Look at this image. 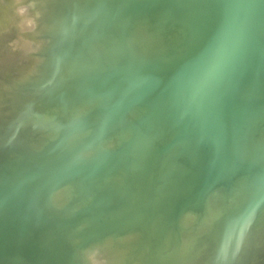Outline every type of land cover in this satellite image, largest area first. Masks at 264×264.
Wrapping results in <instances>:
<instances>
[{
	"label": "bare ground",
	"instance_id": "1",
	"mask_svg": "<svg viewBox=\"0 0 264 264\" xmlns=\"http://www.w3.org/2000/svg\"><path fill=\"white\" fill-rule=\"evenodd\" d=\"M51 2H53V0H50ZM49 1V2H50ZM57 1V0H56ZM62 0H60V2H61ZM84 1V0H83ZM96 1H98V2H96ZM96 1H94V0H92L91 2H88L87 4H86V8H87V19H86V17L85 18H83V15H82V18H81V16H80V18H78L79 20L80 19H86V21L84 22L83 20V22H84V25L82 26V30H84V32L86 31V34H84L85 35V37L82 39V38H80L82 41H84V43L86 44V46H87V43H89L90 42V44L92 43V44H94V45H96V44H106L107 42H105V40H106V37L108 36V31H110L109 29H110V26H111V24H110V22H112L113 21V23H115V20L116 19H118L117 17L120 15V14H116L117 13V10L119 9V6L121 5V3L124 1V0H96ZM128 1H130V0H128ZM127 1V2H128ZM137 1V0H136ZM139 1V0H138ZM142 2H143V0H141ZM140 1V2H141ZM147 1V0H146ZM152 1V0H151ZM150 1V3H152ZM155 1H157V0H155ZM170 0H165V3H168ZM171 1H174V0H171ZM81 2H82V0H81ZM127 2H123V4L125 3H127ZM160 2V1H159ZM209 2H214V3H224L225 4V6L227 5V6H231V7H233V8H239L240 7V10H241V7H243L242 8V13L241 14H234L235 16H234V18L235 19H233V20H236L235 21V26H236V28L234 27L233 29H235V30H233L232 28H231V32H229L228 31V29H227V31H226V29H225V25H224V29L222 28V27H220V28H222L223 30H225V32H223V30H221L220 28V30H218V32L217 31H215V32H212V31H210L209 30V28L207 27V25H205L201 20H200V17L202 16V14H203V12H204V10H205V8H206V4L207 3H209ZM67 3V2H66ZM84 3V2H83ZM102 3V4H101ZM128 3H130V2H128ZM134 3V2H133ZM133 3H132V5H133ZM149 3V2H148ZM148 3H146V2H144L143 4L142 3H140V4H138V5H136L135 4V8H138V9H142L143 7H145V6H147L146 4H148ZM149 3V4H150ZM157 3V2H156ZM162 3V2H161ZM47 4V3H46ZM64 4H65V0H64ZM63 4V5H64ZM101 4V5H100ZM123 4H122V6H123ZM125 4H124V6H125ZM131 4V3H130ZM152 4H154V3H152ZM175 4V3H174ZM178 5H176L178 8H179V14H180V16H182L183 18H184V23L183 24H185L187 27H185L187 30H189V34L188 35H190V38L191 39H189L190 40V43H192V44H190L191 46H193L192 47V49L191 50H189V51H187V53H186V48H184L183 47V45H184V40H183V38L180 36V39L179 40H176L175 42H173V43H169V40H167L168 41V43H166L165 41H166V39H165V41H162V39H161V41L158 43V41H156V44L158 43L159 45H156V44H154V47H156L157 46V48H154V51L152 50L153 49V47H152V49H150V50H152L151 52L149 51V49H148V45L151 43V40L153 39V38H158V39H160L159 38V35L161 34V33H159V35L158 36H156L157 34H158V32L157 31H155V32H153L155 29H151L152 30V32H151V30H149V32L148 33H150V35H147L148 33L146 32V35H144V37H146V38H144V39H137V40H141V42L144 44V46H145V49H143V45H140V46H142V52L140 53V56H141V59L142 60H139L138 62H136V65H130V66H128L127 64L126 65H124V66H121L120 68H118L117 70H112L113 68H115L116 66H118L120 63H122L121 61H122V59H121V61L119 60H117V65H115V67L114 66H111L112 68H110L107 72H106V70L103 72L104 73V76H101L100 78L98 77V79H97V76H98V74L99 73H97V72H95L94 71V67H96V66H94L92 69H93V71H91L92 69H90V71H91V73L88 75L87 73L86 74H83V75H85V76H89L90 78H88L89 79V81L90 80H97V82H99V84L101 83L103 86V88H105L106 90H113V92H110V91H107L108 93H104L106 96V100L107 101H105V98H103V100H102V95H104L103 94V88L102 89H100V90H102L103 92H101V95L100 94H97L98 93V91H99V89H98V91H97V93H96V91L94 92V93H96V96L98 95L99 96V98H97L96 99V101H98V99H100V97H101V100H99L97 103H99V104H97V106H96V103L94 102L95 100L92 98V100H94L93 102H94V105L95 106H92V103L89 105L88 103L89 102H87V100L88 101H91V99L89 100V99H87L86 100V105L88 104V106H91V108L90 107H88V109H87V106H85V108L89 111V110H97L95 107H97L98 108V110L100 109V107L102 106L103 108L102 109H108V108H104V106L106 105V103L105 102H108L107 104H109V105H107V106H109V111L110 112H113V111H115L116 110V108L119 106L118 104H121V106L124 104V103H126L127 101H129L130 99H133V98H138V97H140V98H142V97H144V95L148 92H150V91H154L155 93H153V94H155V95H161V96H163V97H157V96H155L154 95V97H157V98H155V99H153L152 101H151V103L153 104V106L154 107H162V108H164V109H166V108H168V111H166V114H167V116H169L171 119H173V120H175V122L177 123V124H179V125H181V127L178 129V131L176 130V132H175V135L174 136H176V137H174L175 139H173V141L174 140H176L177 142L179 141L181 144V148L183 147V153L184 154H186L187 156H189L188 158H192L193 160H194V162H195V164H193L192 163V165L189 163V161H187L188 162V166H186L187 165V162H186V164L184 163V160L182 159L183 158V156L182 155H180V154H182V152L179 150V151H177L176 150V148H177V146L178 147H180V145H175L174 143H176L175 141L173 142V145L174 146H176L175 148H173L172 146V142L171 143H168V144H170V145H166L165 143L164 144H161L162 142H164L163 140H162V142L159 144V143H157V140H161V136H163L164 134H168V133H166L167 131H168V127H169V125L167 124L166 125V123L164 122H161V123H156L157 125H156V128L155 129H153L154 128V126H155V124H154V122H153V124H152V122H151V124L152 125H154L153 127H151V129H152V131H154L153 133L151 132V130H146L147 129V125L146 124H149V120L148 121H146L145 123H144V119H141L142 121H138L137 119H140L139 117L141 116H143V115H141L142 113L141 112H138V113H141L140 114V116H138L137 115V112L136 113H134V111H137L135 108V110L133 111V106L134 105H131L130 107H132V108H129L128 107V109H129V111H133V113L134 114H136L137 116H138V118L135 116V115H133V113L131 114V113H129V114H126V116H128V117H130L129 115H133V117L135 116V118L134 119H136V120H134L133 119V117L131 118L132 119V122H134V121H137V122H141V123H137V122H135V123H137V124H139L138 126L140 127V129L142 128V126H144V125H146L145 127H146V131H147V133H145V132H142V131H140V130H138V131H140V133L142 132V133H145V135H137L136 136V138H135V136H134V140H133V135H135L136 134V132H135V134H132V137H131V134H129V133H131V130H132V128L134 129V127H133V125H132V128L130 129V127H129V129H128V127L126 128L125 126H126V124L124 123L123 124V127L122 128H119V127H121L122 125V121H124V120H126V122H127V120H129V119H127L128 117H126V116H123V120L121 121V119H119V118H121V117H119L118 116V119L116 118V117H113V118H116L117 119V121L119 122V127H117V128H119L120 130H119V132L121 131V133L125 130V128H126V130H125V134H127V132H128V134L127 135H129L130 137H131V140H132V143H131V140H129V138H128V141H130L129 142V144H124V143H126L127 141H125V139H123V136H121V138L122 139H120V137L118 138V134H116V136L117 137H115V138H113L112 139V137L115 135V133L113 134L112 133V131L110 130V129H114L113 131H117L118 132V130H116L114 127H116L115 125L114 126H112V124L111 125H109L108 123V121H111L112 122V117H111V115L113 114V113H111V115H108V110L106 111V112H108L107 113V117H110V119L111 120H106L107 119V117L105 116L106 115V113L104 114V110H102V109H100V110H102L103 111V113H101V112H99V111H96V116H97V112H99V113H101V114H104V116H102V118L104 119V120H101V124L99 123L100 122V119H102V118H96V119H98L99 120V124L98 125H102L103 126V122L102 121H104V125L107 123L109 126H106L105 128H107V127H109V128H107L108 130H106V129H102V131L101 132H103L104 130H106V131H111V132H107V136L108 135H110V134H108V133H112L113 134V136L110 138L109 136H108V138H110V139H105V138H107L106 137V135H104V139H105V142L103 143V146H104V148L102 147L101 149H106V156H107V158H106V156H105V158H104V154L102 155L103 156V158H104V160L102 159V157L100 156V152L99 153H97L98 151H100L101 149H100V147L98 146V149L96 150L95 148H96V146H97V144L96 143H98V145L99 144H102V143H99V141L97 142H95V139H97L98 137L101 139V132H100V129L102 128V127H99L98 129H99V133H96V129H97V127H96V125L94 126L93 125V127H96V128H94V131L95 132H93L92 131V134H93V136L95 137L96 135H99V136H96V138L94 139V138H92V134H91V136H87V135H85V134H88L89 135V133H91V132H89V133H84V131H86L87 130V132H88V129L90 128L89 126V128H87V127H85V129H84V126H87V125H82L81 126V120L80 119H78V120H76V118H75V116H74V114L72 115V114H70L71 116H74V118H75V120H73V118H71V116H69L68 115V117L65 119V122H62V123H64L63 125H68L69 124V127H71V125H73L71 122H70V118H71V121H74V122H76V121H79L78 123H76V126L79 124V126H78V128H76V129H79V127H83V135L86 137H84V136H82V133L80 134L82 137H83V139L84 140H79V142H78V144L80 143V145H76V143H74L73 142V138L72 137H74V135L75 134H77L78 132H82V130H78V132H73L74 133V135L73 136H69V138H71L72 140H70L68 137H67V134L68 133H71L72 134V132H71V128L69 129H67V127H63V126H61V125H59L60 127H62V128H66V130H70V131H68V132H66V130L65 129H63V130H61V132H59V133H62V134H64V132H66L67 134H65V135H63L65 138H63V139H65V140H62V139H60L59 140V138L60 137H63L62 135L59 137L58 135V140L60 141V143H61V141L63 142L64 141V143H62V145L63 144H65V141H67V139H69V141H67V142H70V141H72V142H70L69 144L68 143H66L65 145H64V147L66 146V145H68V147L70 146V144L72 145V147L74 146V145H76L77 147L75 148V149H73L72 147H71V149H73L72 151H71V149L69 150V148L66 146V149H68L69 150V152L71 151V152H74V153H69L66 149V152H64V147H63V151H62V147L59 149V146H58V144H56V142H57V138H56V142H54L55 141V139H54V137H52L47 143H45V145L41 148V149H32V144H34V143H36L37 142V137H34V142L33 141H31V142H24L23 140H21V141H23L22 143H21V141L19 140L18 142L20 143H18L17 141H16V143H14L15 141H13V142H11L9 139H8V137H5V135L3 134H1L0 136V264H101V263H99L100 261L97 259L98 257V255H100L99 253L96 255V257H95V259H96V261L95 260H93L94 259V256H92V257H90L89 255L91 254H88L89 252H88V250H85V249H83L85 246H83V248H79V250H77V253L75 252V247H77L78 245H79V243L77 244L76 242V244L74 243V244H71V240L70 239H68V238H70V236H73L72 234H74L73 233V231H71V228L69 227V229H70V231H68L69 229H67V231L70 233V232H72V234L70 235L69 234V236H68V238H65V236H64V232L63 233H59V229H57V227H55V224H56V222H55V224H54V227L55 228H53V227H48V226H51V224L53 225V223L51 222L50 223V225H49V218H48V220H47V223H46V219H47V217L45 216V215H43L44 213H45V210L44 209H47L48 208V211L46 212V214L48 215V216H54L55 217V215L58 217L59 215L58 214H56V213H58L59 212V214L61 215L62 213L64 214V212L66 213L67 211H65L66 209H64V207H65V201H68V200H72V198H77V195H79V194H77V191L78 192H80V190L81 189H79V188H77V187H80L83 183H84V180L82 181L83 183H80L79 184V182H81L80 181V179L82 178L81 177V174L82 175H86L84 178H87V180L88 179H92V186L95 188V186H96V183H98L97 185H102V187L103 188H107L108 190H111V191H115V194H116V191H119L120 192V195L122 196L123 194H121L122 193V191L121 190H123L124 191V189L126 190L127 188H128V190L131 192V193H133V195L134 196H132V197H134V198H131V200H133V201H131V202H129V203H133L134 204V207H138L139 209L140 208H142L143 209V211L145 210L146 211V209H148L149 207H151V206H149L150 205V203H151V201H153V200H155V201H158V204H159V202H160V209H158V207L159 206H155L154 207V203L152 204L153 205V207H151L150 209L152 210V211H154L155 209H158L159 211L162 209V211L164 212V213H166V220H167V217L168 218H170L171 216H174V214H176V213H178V211L182 208V207H180L181 206V204L183 205V206H185L184 205V203H186V202H189L190 204H187V206H188V208H187V210H185L186 208H183V211L181 212V213H179L180 214V217L177 219V217L175 218L176 219V221L177 220H179V223H178V226L176 225V228L178 227L179 229L181 228V230H179V229H176V231L177 230H179V231H183L184 230V232H185V234H187L186 232H187V228L189 227V226H193V229H194V227L195 226H200L199 225V223L198 222H200L199 220H198V218L196 219V217L194 216V215H196V214H200L201 212H203L201 209H199L200 207L198 206V205H200L201 204V202H198V199L199 198H197V201H196V198L194 199L195 201H193V203L194 204H191L192 202H190V201H186L187 200V198H188V200H189V196H190V194H191V192H192V183L193 182H196V181H199L200 179H204V178H206L208 175H212V177H213V175H217V170L222 166V164H223V160H221V159H219L218 157H216V156H213L211 153H212V151H215L216 149H217V145H216V143H214V142H209V141H207V140H205V139H203L202 137H200L198 134H197V132H196V127H198V126H202V125H204V123L206 122V121H208V122H206L207 124L209 123V125H210V122H211V120H210V118L207 120L206 119V116L207 115H209L210 113L209 112H207L206 110H208V108L209 109H211L212 108V111L211 110H209V111H211V114L212 113H215V112H217V111H214V109H216V108H218V107H221V106H227L228 104H229V102L231 101V100H233V99H238V100H244V101H250V100H255L256 101V99H263L264 100V0H181V2L179 1V3H177ZM50 5H51V3H50ZM53 5V4H52ZM51 5V6H52ZM54 5H56V4H54ZM53 5V6H54ZM61 5H62V3H61ZM66 5V4H65ZM162 5V4H161ZM167 5V4H166ZM165 5V6H166ZM81 6V5H80ZM151 6V5H150ZM149 6V7H150ZM155 6V4L152 6V7H154ZM167 6H169V5H167ZM164 7V8H167L168 9V7ZM175 6V5H174ZM57 7L58 6H56V9H57ZM65 7H67V5L65 6ZM131 7V5L129 6V8ZM149 7H147V8H149ZM156 7V6H155ZM154 7V8H155ZM170 7V6H169ZM171 7H173V5H171ZM169 8L170 10H173V8H174V10H176L175 9V7H173V8ZM53 8V7H52ZM75 8H76V5H75ZM80 8V7H79ZM124 8V7H123ZM134 8V6H133V8H131V9H135ZM158 8V7H157ZM156 8V9H157ZM161 8H162V6H161ZM216 8V7H215ZM50 9V8H49ZM55 9V10H56ZM61 9V8H60ZM63 9V8H62ZM69 9H71V7L69 8ZM68 9V10H69ZM73 9V8H72ZM127 9V8H126ZM55 10L53 9V12H55ZM57 10H59V9H57ZM81 10V9H80ZM83 10V9H82ZM130 10V9H129ZM135 10H137V9H135ZM146 10V9H145ZM152 10V9H151ZM154 11H155V9H153ZM159 10V9H158ZM163 10V9H162ZM173 10V11H174ZM234 11L236 10V9H233ZM232 10V11H233ZM239 9L238 10H236V11H240ZM84 11V10H83ZM82 11V12H83ZM123 11V10H122ZM131 11V10H130ZM140 11V10H139ZM142 11H144V8H143V10H141V12ZM177 11V10H176ZM175 11V13H177ZM233 11V12H234ZM235 11V12H236ZM69 13H70V10L68 11ZM84 12H86V11H84ZM119 12H120V9H119ZM124 12V11H123ZM126 12V11H125ZM128 12V11H127ZM126 12V13H127ZM137 11H134L133 13L135 14ZM147 12H149L150 13V10L149 11H147ZM146 12V13H147ZM155 12H158V11H155ZM164 12H168L167 10H165ZM163 12V13H164ZM220 12V11H219ZM226 12V11H225ZM232 12V13H233ZM46 13V12H45ZM60 13V10H59V12H58V14ZM65 13V12H64ZM72 13V12H71ZM129 13V12H128ZM127 13V14H128ZM159 13V12H158ZM157 13V15L159 16V14ZM165 13V16L164 17H167V14L169 15V13H167L166 14ZM174 13V14H175ZM52 14H54V13H52ZM56 14H57V11H56ZM57 14V15H58ZM61 14V13H60ZM59 14V15H60ZM122 14V13H121ZM125 15V16H127V18H130V17H132L131 15L128 17V15ZM138 14V13H137ZM51 15V14H50ZM64 15V14H63ZM74 15V14H73ZM81 15V14H80ZM118 15V16H117ZM124 15V14H123ZM148 15V14H147ZM154 15H156V13L154 14ZM162 15H160L159 17H157V18H160L161 17V19H162ZM209 15V14H208ZM229 15V14H228ZM227 15V16H228ZM230 15H231V13H230ZM233 15V14H232ZM231 15V16H232ZM62 16V15H61ZM75 16H77V14L76 15H74L73 17L72 16H70V18L72 17V19L74 20V19H76V17ZM218 16L220 17V14L218 13ZM217 15H216V17H218ZM222 16H223V14H222ZM221 16V17H222ZM230 16V17H231ZM56 19L58 18V17H56V15L54 16ZM60 17V16H59ZM75 17V18H74ZM79 17V16H78ZM229 17V16H228ZM66 18H68V16L66 17ZM123 18H126V17H124L123 16ZM123 18H121L122 20H123ZM126 18V19H127ZM155 18V17H154ZM157 18L155 19V20H157ZM180 18V17H179ZM210 18H211V16H210ZM212 18H214V17H212ZM119 19H120V17H119ZM141 19V18H140ZM164 19H166L167 21V24H163L165 27H166V25H168V23H169V19H167V18H164ZM178 19V18H177ZM225 19H226V21H227V19L228 20H230L229 22L230 23H232V20H231V18L229 19V18H227V17H225ZM51 20V19H50ZM71 20V19H70ZM112 20V21H111ZM137 20H138V18H137ZM137 20H135V21H137ZM163 20V19H162ZM179 20V19H178ZM215 20H216V18H215ZM53 21V20H52ZM69 21V20H68ZM78 21V20H77ZM81 21V23H83ZM119 21V20H118ZM143 21V20H142ZM141 21V22H142ZM160 21V20H159ZM180 21V20H179ZM178 21V22H179ZM223 21H224V19H223ZM49 22V21H48ZM54 22V21H53ZM59 22V21H58ZM57 22V23H58ZM80 22V21H79ZM120 22V21H119ZM123 22V21H122ZM132 22V21H131ZM140 22V21H139ZM154 22H158V20L157 21H154ZM164 22V20L162 21V23ZM165 22V23H166ZM182 22V21H181ZM180 22V23H181ZM234 22V21H233ZM236 22H237V24H236ZM61 23H62V21H61ZM63 23L65 24V22L63 21ZM62 23V25H64ZM66 23H68V22H66ZM116 23H118V22H116ZM129 24H131L132 25V23H130V21L128 22ZM160 23H161V21H160ZM159 22H158V25L156 24L155 26H153V27H156L157 29L159 28L160 29V27H161V24H160ZM180 23H178V25L180 24ZM225 23V22H224ZM228 23V22H227ZM226 23V26H229L230 27V25H233L234 23H232V24H230V25H228ZM119 24V23H118ZM138 24V26H136V27H142L141 26V24L140 23H137ZM182 24V25H183ZM79 25V24H78ZM120 25H122V26H124V24L122 23L121 24V22H120ZM154 25V24H153ZM163 25H162V27H163ZM170 25V24H169ZM168 25V26H169ZM177 25V26H178ZM181 25V24H180ZM181 25V26H182ZM184 25V26H185ZM222 25H223V23H222ZM50 26V25H49ZM48 26V27H49ZM60 26V25H59ZM70 26H72V25H70ZM126 23H125V26L123 27V31H124V28H126ZM184 26H182V27H179V28H184ZM209 26H210V24H209ZM234 26V25H233ZM131 27V26H130ZM134 27V26H133ZM145 27V26H144ZM211 27V26H210ZM228 27V28H229ZM80 29H81V27H79ZM116 28V27H115ZM122 28V27H121ZM135 28V27H134ZM137 28V29H138ZM150 28V27H149ZM184 28V29H185ZM227 28V27H226ZM48 29V28H47ZM50 29V28H49ZM143 28H141V30H142ZM166 29V28H165ZM170 29V28H169ZM186 29H185V31H186ZM59 30H60V27H59ZM67 30V29H66ZM140 30V29H139ZM146 30H148V29H144V31H146ZM168 30V29H167ZM173 30V29H172ZM233 30V31H232ZM48 31V30H47ZM81 31V30H80ZM134 31V30H133ZM169 31V30H168ZM183 31V30H182ZM181 31V32H182ZM219 31H222V32H219ZM57 32V31H56ZM137 32V34H138V30L137 31H135V33ZM141 32H143V31H141ZM141 32H139V33H141ZM157 32V33H156ZM171 32V31H170ZM180 32V33H181ZM44 33V32H43ZM111 33V32H110ZM112 33H113V31H112ZM131 33H133V32H131ZM144 33V32H143ZM166 33V31L164 32V34ZM180 33H178V35L180 34ZM185 33V32H184ZM186 33H188V32H186ZM48 34V33H47ZM51 34V33H50ZM134 34V33H133ZM172 35H173V33H171ZM170 34V35H171ZM174 34H175V32H174ZM182 34V33H181ZM60 35V34H59ZM126 35V34H125ZM139 35V37L138 38H141V36H142V34H138ZM171 35V36H172ZM246 35H247V37H246ZM78 36H79V34H78ZM110 36V35H109ZM129 36V35H128ZM131 37V41H132V39L134 40V38H133V36L132 35H130ZM155 36V37H154ZM186 36V35H185ZM40 37V36H39ZM53 37V36H52ZM165 37L167 38L168 36H166L165 35ZM179 37V36H178ZM43 38V37H42ZM126 38H128V37H126ZM130 38L128 39V40H130ZM143 38V37H142ZM109 39V38H108ZM113 40H114V38H112ZM157 39V40H158ZM170 39H172V38H170ZM187 39V38H186ZM185 39V40H186ZM117 40V39H116ZM125 40V39H124ZM128 40H127V42H128ZM137 40L135 41V42H137ZM154 40V39H153ZM56 41V40H55ZM55 41H53V42H55ZM109 41V40H108ZM126 42V43H127ZM130 42V41H129ZM128 42V43H129ZM134 42V41H133ZM132 42V44L131 45H133L134 43ZM140 42V41H139ZM154 42H155V40H154ZM153 41H152V44H150L151 46H153V43H154ZM109 43V42H108ZM110 43H111V41H110ZM81 44H83V43H81ZM79 45L80 46V48H79V52L81 51V49L83 48V47H81L82 45ZM130 44H128V45H130ZM136 44V43H135ZM141 44V43H140ZM56 45V44H55ZM54 45V46H55ZM127 45V46H128ZM156 45V46H155ZM188 45V46H187ZM48 46V45H47ZM58 46H61V45H58ZM70 46V45H69ZM68 46V47H69ZM104 46V45H103ZM135 46H137V45H135ZM186 46L189 48V44H186ZM33 47V45L32 44H30V43H26L25 45H23L22 47H19V48H17V49H12V47H11V44L10 43H5V44H2L1 46H0V74H2L4 71H10V72H12V75H14V76H22V77H25V70L27 69V68H29L30 67V65L32 64L31 62H33V60L32 59H34L35 57L33 56V55H31L33 58H31V62H29L30 60H28L27 61V64L26 65H18V60H17V58L18 57H24L23 55H25V51H27V49L29 48V49H31ZM53 47V46H52ZM56 47V46H55ZM88 47V46H87ZM180 47H183V49H182V51H185V55L184 56H182L183 58L182 59H175V57L174 56H172V54L174 55L175 54V56H176V50L175 49H177L178 51H179V48ZM46 48V47H45ZM100 48V47H99ZM131 48H132V46H131ZM130 48V49H131ZM135 48V47H134ZM49 49V48H48ZM57 49V48H56ZM84 49V48H83ZM174 49V50H173ZM172 51H175L174 53H172ZM178 51H177V53H178ZM44 52V51H43ZM131 52H132V50H131ZM180 52V54H178V55H182V53H181V51H179ZM125 53V52H124ZM121 54V53H120ZM126 54H128V53H126ZM130 54V53H129ZM131 55V54H130ZM178 55L176 56V57H178ZM120 56V55H119ZM123 56V55H122ZM140 56H138V58L140 59ZM25 57H26V55H25ZM28 57V56H27ZM26 57V58H27ZM103 57V56H102ZM118 57V56H117ZM129 57V56H128ZM127 58V57H126ZM126 58H124V59H126ZM132 58V56H130V58H128L127 60H129V59H131ZM134 58H136V57H134ZM138 58L135 60L134 59V61L133 62H135V61H137L138 60ZM180 58V57H179ZM65 59V58H64ZM123 59V60H124ZM133 59V58H132ZM131 59V60H132ZM175 59V60H174ZM46 60V59H45ZM57 60V59H56ZM63 61V60H62ZM107 61H108V59H107ZM115 61V60H114ZM183 61H186V62H190L191 63V65L192 66H190L191 68H189V70L187 69L186 71H182V69L183 68H181V70H179V72L177 71V73L176 74H178V73H180V74H178V75H180V76H172V75H170V72L176 67H178V66H180V64H182V62ZM58 63V61H54L53 63ZM120 62V63H119ZM125 62H127V61H125ZM125 62H123L122 64H124ZM128 62H130V61H128ZM132 62V63H133ZM31 63V64H30ZM102 63V62H101ZM119 63V64H118ZM165 64V67H164V64ZM94 64H96V63H94ZM104 64V63H103ZM167 64V65H166ZM121 65V64H120ZM44 66V65H43ZM51 66H53V65H51ZM60 66V65H59ZM166 66H168L167 67V69H165L166 68ZM49 67V66H48ZM100 67V66H99ZM119 67V66H118ZM138 67V68H137ZM139 67H143V71H142V69L140 68V70L142 71H140L139 70ZM181 67V66H180ZM90 68H91V66H90ZM86 69V68H85ZM96 69V68H95ZM116 69V68H115ZM48 70H50V69H48ZM98 70V69H97ZM100 71H103V70H101V69H99ZM111 70V71H110ZM184 70V69H183ZM47 71V70H46ZM99 71V72H100ZM169 71V72H168ZM48 72V71H47ZM53 72H55V70L53 71ZM109 72V73H108ZM183 74H182V73ZM40 73H41V68H40ZM43 73V72H42ZM106 73H108V74H106ZM106 74V75H105ZM38 75V74H37ZM44 75H45V73H44ZM56 75V74H55ZM52 76L51 78H49L46 82H48V83H46V87H43V88H35V90H34V92H35V95H33L32 97L33 98H31L30 100H32L31 101V105L32 106H37L38 107V104H39V100L38 99H42V101L40 102V103H43V105L44 106H42V107H44V110L46 109V108H48V107H46V106H49V105H53V104H55V105H59V106H63L64 104H66V103H64L63 101L66 99V97H68V95L70 94H72V90H75V92H76V87L74 86V82H71V80H60V79H58L56 76ZM84 76V77H85ZM70 77V76H69ZM72 77V76H71ZM82 77V76H81ZM84 77H82V78H84ZM31 78V77H30ZM68 78V77H67ZM26 79V78H25ZM41 79V78H40ZM85 79V78H84ZM84 79L83 80H80V79H78V82L79 81H82V84H83V81H84ZM88 79L85 81L86 82V85H87V83H88ZM29 81H30V79H28ZM39 81V80H38ZM76 81V80H75ZM16 82V81H15ZM17 82H19V81H17ZM77 82V81H76ZM93 82V81H92ZM20 83V82H19ZM76 84V83H75ZM78 84V83H77ZM79 84H81V82L79 83ZM76 85V86H79L80 87V89L82 90V88H81V86L80 85ZM94 84V83H93ZM98 84V83H97ZM96 84V85H97ZM90 85V84H89ZM89 85H87V87H89ZM17 86V85H16ZM92 86V85H91ZM90 86V87H91ZM94 86V85H93ZM100 86V85H99ZM12 87V86H11ZM14 87V86H13ZM12 87V88H13ZM32 87V86H31ZM74 88V89H73ZM94 88V87H93ZM93 88L91 87V90H93ZM97 88H99L98 86H97ZM78 89V88H77ZM85 87L83 88V90L85 91ZM90 89V88H89ZM89 89L86 91V92H88L89 91ZM14 90V89H13ZM79 90V89H78ZM77 90V91H78ZM96 90V89H95ZM106 90H105V92H106ZM18 91V90H17ZM33 91V90H32ZM72 91V92H71ZM156 91H157V94H156ZM20 92V91H19ZM27 92V91H26ZM91 92V91H90ZM100 92V91H99ZM109 92H110V94L111 93H116V94H114L115 96V98H117L116 100L117 101H119V103L118 102H116V103H118L117 104V107H116V103H114L115 104V107H114V104H113V107L115 108V110H113V111H111L112 110V107H111V103H113L114 101H112L111 103L109 102V100L107 99V96L108 95H110L109 94ZM28 93H30V92H28ZM74 93V92H73ZM80 93H82L81 91H80ZM80 93H79V91H78V94L80 95ZM85 93V92H84ZM93 93V95H95ZM169 94V95H172V96H164V94ZM12 94V93H11ZM24 94V93H23ZM90 95H91V93H89ZM108 94V95H107ZM26 95V94H25ZM72 95H75V94H72ZM82 96L84 95V94H81ZM150 95V94H149ZM11 96V95H10ZM29 96V95H28ZM75 96H77V94L75 95ZM81 96V97H82ZM87 96V95H86ZM73 97V96H72ZM72 97H71V99H72ZM78 97L79 96H77V99H78ZM84 97V96H83ZM91 96H89L88 98H90ZM108 97H110V96H108ZM114 97L111 95V99L112 100H115L114 99ZM9 98V97H8ZM8 98H6V100H7V102H8ZM20 95H14V97L12 98L13 99V101L14 102H18L19 100H20ZM69 98V97H68ZM74 99L76 98V97H73ZM80 98V97H79ZM95 98V97H94ZM11 99V100H12ZM70 99V98H69ZM28 100H29V98H28ZM22 101V100H21ZM35 101V102H34ZM67 101V100H66ZM72 101V100H71ZM79 101L81 102V100L79 99ZM103 102V104H105V105H103V104H101V102ZM75 102V101H74ZM73 102V106H74V104H76V102L74 103ZM138 102V101H137ZM19 103V102H18ZM24 103V102H23ZM71 103L72 102H69L68 103V105L70 104L71 105ZM82 103H85V101H84V98H83V102H81V104ZM131 103V102H130ZM135 103V102H134ZM133 102H132V104H134ZM140 102H138L137 104H139ZM190 103H194V104H197V107L199 106L200 108L201 107H203V109H205V111L207 112V114L205 113H202V114H204V116H205V118H204V116H202L201 114H199V113H197L198 112V110L199 111H201V112H203L202 110H200V108L199 109H196L195 111H197V112H195V115H191V114H189L190 116H187V117H191L192 119H187V117H186V115H187V113H189V112H191V111H189V110H192L191 109V107L192 106H190L189 104ZM238 103V102H237ZM63 104V105H62ZM111 104V105H110ZM141 104H142V102H141ZM141 104L140 105H137V107H138V109L140 110V108H139V106L140 107H142L141 106ZM146 103H144L143 104V106L145 105ZM147 104H149V103H147ZM68 105H65L64 107H65V109H67L68 107L70 108V105L68 106ZM71 105V106H72ZM78 107L77 108H80L79 106H81V105H79V102L76 104ZM99 105H101V106H99ZM189 105V107H187V106ZM28 106V105H27ZM66 106H67V108H66ZM82 106H83V104H82ZM81 106V107H82ZM120 106V107H121ZM146 106H148V105H146ZM146 106H144V108L146 107ZM185 106H186V108L188 109V108H190L189 110H184V108H185ZM8 107V106H7ZM40 107V106H39ZM38 107V108H39ZM46 107V108H45ZM63 107V108H64ZM76 107V106H75ZM74 107V108H75ZM106 107V106H105ZM124 108L122 109V110H124V111H127V113L129 112L128 111V109L127 108H125V106H123ZM205 107V108H204ZM9 108V107H8ZM28 108H29V106H28ZM61 108V107H60ZM60 108H59V110H60ZM77 108H75V109H77ZM83 108H84V106H83ZM90 108V109H89ZM95 108V109H94ZM122 108V107H121ZM121 108H119L118 107V109L117 110H119V112H120V110H121ZM146 108H148V107H146ZM149 108H152V107H150L149 106ZM193 108V107H192ZM196 107H194V109H195ZM19 109V108H18ZM125 109H127V110H125ZM153 109V108H152ZM193 109V110H194ZM220 109V108H219ZM29 110H30V108H29ZM32 110V109H31ZM44 110H43V112H44ZM71 110H73V108H71ZM146 110V109H145ZM232 110H234V109H232ZM231 110V111H232ZM4 111V110H3ZM7 111V110H6ZM64 111V110H63ZM70 111V110H69ZM82 112H84L85 110H81ZM87 111V112H88ZM93 111L91 112L92 114H94L95 115V113H93ZM141 111H143V108L141 109ZM150 111V109H148V111L146 112V113H148ZM154 110H152V112H153ZM157 111V110H156ZM188 111V112H187ZM204 111V112H205ZM214 111V112H213ZM42 112V113H43ZM60 112V111H59ZM151 112V111H150ZM233 112V111H232ZM7 112H5L4 111V115L3 114H0V118L4 121H6V116L9 114V113H11V111H9V113L8 114H6ZM67 113H68V111H67ZM77 113V112H76ZM86 113V112H85ZM91 113L89 112V114H90V116H92L91 115ZM115 113H116V111H115ZM143 113H145V111H143ZM145 113V114H146ZM28 114V113H27ZM39 114H41V113H39ZM60 114H62V113H60ZM83 115L84 117H81V115ZM80 114H79V117H77V118H85V116L88 114V113H86V115L83 113H81L80 112ZM88 114V115H89ZM144 114V115H145ZM150 114V113H149ZM148 114V115H149ZM192 114H194V112H192ZM211 114L209 115L210 117H211ZM259 114V113H258ZM35 115H36V113H35ZM37 115H38V113H37ZM99 115V114H98ZM119 115V114H118ZM124 115V114H123ZM153 115H155V114H153L152 113V116ZM214 115H216V113L214 114ZM66 116V115H65ZM90 116H87L88 117V119H90ZM101 116V115H100ZM117 116V115H116ZM120 116H122V115H120ZM213 116V115H212ZM217 116H219L218 114H217ZM261 116V115H260ZM94 117V116H93ZM92 117V118H93ZM105 117H106V119H105ZM125 117V118H124ZM144 117V116H143ZM142 117V118H143ZM146 117H147V115H146ZM149 117H151V116H149ZM148 117V118H149ZM214 117V116H213ZM145 118V117H144ZM162 118H164V117H162ZM168 118V117H167ZM207 118H208V116H207ZM0 119V120H1ZM9 119V118H8ZM63 119H64V117H63ZM82 119V121L84 122V121H86L85 119H87V118H85L84 120ZM95 119V120H96ZM116 119H113V121H115ZM147 119V118H146ZM145 119V120H146ZM213 119H215V117L213 118ZM212 119V120H213ZM91 120V119H90ZM90 120H87L86 122L89 124V122H90ZM92 120H94V119H92ZM91 120V121H92ZM94 120V121H95ZM97 120V121H98ZM134 120V121H133ZM165 120V119H164ZM169 120V119H168ZM10 121V120H9ZM97 121L96 122H94L95 124H97ZM105 121H107V122H105ZM116 121V125H118L117 122ZM120 121L122 122L121 124H120ZM130 121V120H129ZM228 121V120H227ZM83 122H82V124H83ZM132 122H130V124H128L127 123V126L128 125H130L131 126V124H133ZM143 122V123H142ZM160 122V121H159ZM259 122V121H258ZM263 122V121H262ZM168 123V122H167ZM91 124H93V121H92V123ZM141 124H143V125H141ZM261 124H263V123H261ZM1 125V124H0ZM150 125V124H149ZM206 125V124H205ZM245 125V124H244ZM248 125V124H247ZM264 125V124H263ZM263 125H259V126H263ZM58 126V127H59ZM76 126H73V127H76ZM138 126H136V124H135V128L137 127L138 128ZM151 126V125H150ZM149 126V127H150ZM1 127V126H0ZM59 127V128H60ZM204 127V126H203ZM205 127H207V125L205 126ZM29 128V127H28ZM61 128V129H62ZM124 128V130H122ZM253 128V127H252ZM255 128H257L256 126H255ZM31 129V128H30ZM81 129V128H80ZM139 129V128H138ZM259 129V128H258ZM262 128H260V130H261ZM52 130V129H51ZM65 130V131H64ZM73 130H75V128H73ZM92 130V128H90L89 129V131H91ZM128 130H130V131H128ZM170 130V129H169ZM203 130V129H202ZM249 130H252L251 128L250 129H248V131ZM257 130V129H256ZM255 129H254V131L253 132H255L256 131ZM57 131H59V130H57ZM62 131H64V132H62ZM106 131H105V133H106ZM127 131V132H126ZM132 131H136V129H134V130H132ZM173 131V130H172ZM200 131V130H199ZM55 132V131H54ZM152 133V135H154V136H151V133ZM258 132V131H257ZM261 133H262V131H260ZM260 132H259V134H260ZM264 132V131H263ZM95 133H96V135H95ZM120 133V134H121ZM124 133H122V135H124ZM133 133V132H132ZM148 133H149V135H148ZM226 133V132H225ZM119 134V135H120ZM138 134V133H137ZM174 134V133H173ZM172 134V132H171V136L173 135ZM69 135V134H68ZM80 135H76L77 137H79ZM102 135V136H103ZM170 135H167V136H169L170 137ZM225 135V134H224ZM261 135V134H260ZM30 136V135H29ZM75 136V137H76ZM80 136V137H81ZM251 136V135H250ZM259 136V135H258ZM262 136V135H261ZM74 137V138H75ZM77 137H76V140H77ZM79 137V138H80ZM87 137H91L93 140H94V142L92 143L91 141V138H90V140H88V138ZM128 137V136H127ZM166 136H164V138H165ZM227 137V136H226ZM242 137V136H241ZM240 137V138H241ZM11 138V137H10ZM30 138V137H29ZM44 138H46V137H44ZM125 138H126V136H125ZM160 138V139H159ZM166 138H168V137H166ZM166 138H165V140H166ZM171 138H173V137H171ZM170 138V139H171ZM251 138H253V137H251ZM255 138H257L256 136H255ZM54 139V140H53ZM85 139H87L89 142H91L92 144H88V145H86L85 143H87V140L85 141ZM100 139H98V140H100ZM169 139V140H170ZM224 139H225V137H224ZM13 140H14V138H13ZM17 140V139H16ZM40 140V139H39ZM47 140V139H46ZM101 140H103V138L101 139ZM121 140H123L124 141V143H123V141H121ZM168 140V141H169ZM225 140H227V139H225ZM250 140V139H249ZM249 140H247V141H249ZM258 140V139H257ZM58 141V142H59ZM80 141H85V145H83ZM104 141V140H103ZM252 141V140H251ZM255 141V140H254ZM263 141V140H262ZM40 142V141H39ZM57 142V143H58ZM88 142V143H89ZM100 142H102V141H100ZM120 142H122V144L120 143ZM178 142V143H179ZM243 142V141H242ZM258 142V141H257ZM256 142V146H257V144H259L258 146H260V141L257 143ZM17 143H18V145H17ZM32 143V144H31ZM42 143V142H41ZM60 143H59V145H60ZM128 143V142H127ZM177 143V144H178ZM252 144H250L249 142H248V144L250 145V149H252V147H253V149H256L257 147H255V142L253 143V142H251ZM82 144V145H81ZM93 144H96V146H93ZM247 144V145H248ZM17 145V146H16ZM20 145V146H19ZM37 144H35V146H36ZM41 145V144H40ZM61 145V146H62ZM89 145H92L91 146V148H90V146ZM121 145V146H120ZM122 145H125V146H123L122 147ZM172 145V146H171ZM224 145V144H223ZM251 145H253L252 147H251ZM262 145V144H261ZM17 148H16V147ZM79 146H83V147H85L86 146V156H88L89 157V159H90V155L92 156H94V159H93V161H95V158L96 157H98V156H96L97 154L101 157H99L100 158V160L101 161H98V162H93V163H91V160L89 161L88 160V157H87V159H86V157L84 158V157H82V159L84 158V159H86V160H84L83 159V161H82V163H77V161L79 162V160H75V158H74V160H75V162H76V164H73V162L72 161H70V159L68 160V158L66 159V162H64L65 161V159L64 158H66L65 156H66V154H67V152H68V154L69 155H71V156H73V155H75V157L78 155L80 158H81V154H83V156L85 155V153H81L80 155L78 154L79 153V150H77V148L79 147ZM102 146V145H101ZM244 146V145H243ZM21 147H22V149H21ZM75 147V146H74ZM82 147V148H83ZM91 149V150H89L88 151V149L89 148ZM92 147H95V148H93L94 150H92ZM222 147H224V146H222ZM13 148H15V149H13ZM21 149V150H19V151H14V150H16V149ZM81 147L80 148H78V149H80V152H81V150H82V152H84L83 151V149H82ZM180 148V149H181ZM245 148H247V147H245ZM245 148H244V150H245ZM262 148V147H261ZM261 148L259 147L258 149H260L261 150ZM264 148V147H263ZM112 149L114 150V151H112ZM223 149V148H222ZM248 149V151H249V147L247 148ZM75 150H77V151H75ZM107 150H110L111 151V153L109 152V155H107ZM176 150V151H175ZM182 150V149H181ZM242 150V149H241ZM243 150V151H244ZM259 150V152H261ZM264 150V149H263ZM247 150H245V152H246ZM247 151V152H248ZM255 151V152H254ZM254 151H252L251 150V152H252V154H254V153H256V151H257V149L256 150H254ZM75 152L77 153V155L75 154ZM176 152V153H175ZM177 152L179 153V152H181L179 155L180 156H182V157H180L178 154H177ZM242 152V151H241ZM250 151H249V153H247L246 155H248V154H250L251 153ZM254 152V153H253ZM64 153H66V154H64ZM101 153H103V150H101ZM225 153V152H224ZM242 154H243V158H244V156H245V154L242 152ZM252 154H251V156L249 155V157L251 158V161L252 162H256V161H258V160H256L255 158H253V157H255L254 155H253V157H252ZM258 154H261V153H258ZM264 154V153H263ZM263 154L261 155V157L263 156ZM185 155V161L186 160H190V159H188L187 158V156ZM256 155V154H255ZM71 156H69V158L71 157ZM77 156V157H78ZM79 157H78V159H79ZM241 157V156H240ZM249 157H245L243 160H245L246 158H249ZM260 157V156H259ZM249 158V159H250ZM255 159L254 161H253V159ZM256 158H258V157H256ZM91 159H92V157H91ZM260 161V163H262L263 161H264V156H263V160L261 161V158H258ZM67 160L69 161V162H71V163H69V162H67ZM193 160L191 161V162H193ZM242 160V159H241ZM81 161V160H80ZM84 161L85 162H90V163H84ZM246 161H247V159H246ZM74 162V163H75ZM258 162H256V164H257ZM18 164H20V165H18ZM189 164L191 165V166H189ZM248 164V163H247ZM246 164V165H247ZM263 164V163H262ZM262 164H260L261 166H263L264 167V164L262 165ZM239 165V164H238ZM258 165H259V163H258ZM258 165H256V166H258ZM243 166H245V165H243ZM254 166H255V163H254ZM255 166V167H256ZM246 168V167H245ZM262 168V167H261ZM260 168V170L262 171V173H264L263 171L264 170H262ZM20 169V170H19ZM244 169V168H243ZM242 169V170H243ZM259 170V166H258V168H256V171H255V169L253 168L251 171L253 172V170L255 171L254 172V176L256 177H258V176H260V174L261 173H258V172H260V170ZM241 170V171H242ZM250 170H248L247 169V171H250ZM238 171H239V169H238ZM244 171V170H243ZM242 171V172H243ZM258 171V172H257ZM251 172V173H252ZM250 173V176H251V182H252V179L254 178V176H252L253 174H251ZM256 173H258V175H256ZM79 174V175H78ZM243 174V173H242ZM76 175H78L77 176V178L80 176V179H79V181H77V179H74V178H72L73 176L76 178ZM113 175V176H112ZM235 175H237V174H235ZM234 175V176H235ZM233 176V177H234ZM242 176H244V174L243 175H240V177H242ZM248 176H249V172H248ZM262 176H263V174H261V176H260V178H262ZM237 177H238V175H237ZM239 177V178H240ZM245 177V176H244ZM247 177V176H246ZM253 177V178H252ZM256 177V178H257ZM72 179L73 180V182H71L70 183V181H68V183H69V186L67 185V183H66V180L67 179ZM93 178H96V179H93ZM227 178V180L225 179V181H226V184H228L227 183V181L230 179H228V177H226ZM232 178V177H231ZM259 178V179H260ZM211 179V178H210ZM232 179H235V177L234 178H232ZM244 179V178H243ZM249 179V178H248ZM248 179H247V181H248ZM258 179V180H259ZM264 179V178H263ZM263 179L262 180H260V182H259V184L257 183V182H255V183H257V185L259 186L260 185V183H261V185H260V187L263 185L264 186V184L262 183L263 182ZM82 180V179H81ZM86 180V179H85ZM86 180V181H87ZM96 180V181H95ZM212 180V179H211ZM210 180V181H211ZM222 180V179H221ZM223 180H224V177H223ZM237 180V179H236ZM239 180V179H238ZM242 180V179H241ZM254 180V179H253ZM86 181H85V183H86ZM96 182L95 184H94V182ZM219 181V180H218ZM215 181L216 183H225V181ZM257 181V180H256ZM74 182L75 183H77V184H79L78 186L76 185V184H74ZM88 183L90 182L89 180L87 181ZM206 182V181H205ZM212 183L213 185H216V183ZM235 182V181H234ZM238 182V181H237ZM251 182H250V184H251ZM66 183V184H65ZM66 186H65V185ZM71 184H72V186L73 185H75V186H73V187H71ZM208 184H209V181H208ZM207 184V185H208ZM235 184V183H234ZM248 184V183H247ZM91 185V184H90ZM99 185V186H100ZM205 184H203V186H204ZM246 184H244L243 185V187L245 186ZM61 186H63V188H61ZM77 186V187H76ZM84 186H85V184H83V188H84ZM202 186V187H203ZM237 186H238V184H237ZM239 186H240V183H239ZM253 186V183H252V185H250V187H249V190H251L250 188ZM71 187V188H70ZM78 189H76V188ZM86 188L85 189H87V184H86V186H85ZM90 188V191H91V186H89ZM93 187H92V189H93ZM102 187H101V190H99L100 188L99 187H97V188H99V189H97L98 191H100L101 193L102 192H104L103 190H102ZM200 188V191L201 190H203V188ZM207 187V186H206ZM206 187H204V192H206L205 191V188ZM209 187H210V185H209ZM213 186L211 185V188H212ZM232 187V186H231ZM254 187V188H253ZM252 188L253 189H255V186H253ZM259 187V188H260ZM82 188V189H83ZM105 188V189H106ZM210 188V189H211ZM233 188V187H232ZM242 188V187H241ZM246 188V187H245ZM244 188V189H245ZM258 188V189H259ZM263 188L264 187H262V188H260V189H262V191H263ZM85 189H83V194L82 195H86V196H83V197H86V198H89V197H91V195H92V193H94L96 190L95 189H93V190H95V191H91L92 193H90V192H88V196L89 197H87V194H84V193H86V190ZM89 189H88V191H89ZM104 189V190H105ZM209 189V190H210ZM217 189V188H216ZM240 189V188H239ZM247 189V188H246ZM252 189V190H253ZM260 189H259V193H260ZM72 190H76V192H73ZM85 190V191H84ZM108 190H106V191H108ZM207 190V192H208V188L206 189ZM211 191V190H210ZM212 191H213V189H212ZM240 191V190H239ZM243 188H242V193H243ZM246 191V190H245ZM244 191V192H245ZM261 191V192H262ZM74 193V194H71V193ZM97 192V191H96ZM95 192V193H96ZM100 192H99V194H100ZM119 192H117L118 194H119ZM128 192V191H127ZM126 192V193H127ZM129 192V193H130ZM202 192V191H201ZM201 192L199 193V194H201ZM204 192H202V193H204ZM253 192V191H252ZM251 191H248V193H252ZM255 192H256V189H255ZM255 192H253L254 193V195L257 193H255ZM264 192V191H263ZM81 193H82V190H81ZM90 193V194H89ZM129 193H128V195H129ZM131 193H130V195H131ZM195 193V192H194ZM240 193V192H239ZM246 193V192H245ZM248 193H246L247 194V196L245 195V197L247 198L249 195H248ZM47 196H46V195ZM72 195V198H70L69 199V197ZM76 194V195H75ZM97 194V193H96ZM113 194V193H112ZM114 194V195H115ZM118 194H117V196H118ZM124 194H125V192H124ZM205 194H207V193H204V195L203 194H201L200 195V197L202 198L203 196L204 197H207V196H205ZM230 194V193H229ZM258 194V193H257ZM262 193H260L259 195H255V196H257L258 197V199H259V196L261 195ZM43 195H45L46 196V198L43 196ZM73 195H75L74 197H73ZM81 195V194H80ZM81 195V196H82ZM102 195V194H101ZM104 195V194H103ZM110 195V194H109ZM113 195V198L116 196H114ZM125 195H127V194H125ZM129 195V196H130ZM197 195V194H196ZM207 195H209V193L207 194ZM217 195H219V194H217ZM65 196H67V197H65ZM97 196H100V195H97ZM199 196V195H198ZM198 196H195V197H198ZM236 196H237V193H236ZM251 196V195H250ZM255 196H251V197H255ZM264 196V194H262V197ZM42 197H44V199L42 198ZM96 197V195L94 194V196L93 197H91V198H93V199H91L90 198V200H92L90 203L92 204V208H93V206L95 207V205H98V204H95V203H93V201H95V199H96V201L97 202H99V200H98V198H95ZM100 197H103V196H100ZM119 198H121V200L122 199H126L127 198V196L126 197H124V195L122 196V197H120V196H118ZM117 197V198H118ZM131 197V196H130ZM130 197H128L129 199H130ZM192 197V196H191ZM203 197V199H205ZM215 197V196H214ZM242 197H244V196H242ZM250 197V198H251ZM261 197V196H260ZM43 199V201H42V199ZM66 198V199H65ZM82 198V197H81ZM104 198H106L107 199V197H104ZM117 198H114V200H116ZM193 198V197H192ZM208 198H209V196H208ZM246 198H244V199H242V200H245ZM253 198H251V201H252V204H253ZM256 198V197H255ZM264 198V197H263ZM68 199V200H67ZM79 199V197L76 199V201ZM111 199V198H110ZM202 199V201H204L203 203H206L205 202V200H203ZM213 199V198H212ZM248 199V198H247ZM246 199V200H247ZM253 199V200H252ZM257 199V198H256ZM258 199L257 200H254L255 202L257 201V202H259L258 201ZM261 199V198H260ZM45 200V201H44ZM80 200V199H79ZM79 200H78V202H79ZM82 200H85V199H81V201ZM87 200V199H86ZM86 200L85 201H82L80 204H78L77 202V204L78 205H75L76 203H75V199L74 200H72V201H74V205L73 206H71V207H73V209L75 210L76 209V207H74V206H77V208L78 209H84V206L87 204L86 203ZM108 200H109V198H108ZM113 200V201H114ZM120 200V199H119ZM120 200V201H121ZM185 200V201H184ZM207 200V199H206ZM211 200V199H210ZM210 200L208 199V201L210 202ZM245 200V201H246ZM262 200V199H261ZM72 201H71V203H72ZM87 201V202H88ZM102 201V200H101ZM103 201H106L105 199L103 200ZM112 201V200H111ZM112 201V202H113ZM123 202L124 201H126L127 202V200H122ZM154 201V202H155ZM182 201H184L183 203H182ZM200 201H201V199H200ZM212 201V200H211ZM248 201V200H247ZM247 201L246 202H244V201H240L239 200V202H244V204L245 203H247ZM251 201H248V203L250 204V202ZM106 202H108V201H106ZM112 202H111V204H112ZM123 202H119V205H122L123 204ZM196 202H198V205H197V203ZM214 202V201H213ZM222 202V201H221ZM260 202H262V201H260ZM259 202V203H260ZM45 203H46V208H44V205H45ZM70 203V202H69ZM68 202L66 203L67 205L69 204ZM71 203H70V205H71ZM82 203H86L84 206L82 205ZM103 203V202H102ZM105 203V202H104ZM118 202L116 201V204H117ZM128 203V202H127ZM181 203V204H180ZM196 203V204H195ZM200 203V204H199ZM202 203V204H203ZM211 203V202H210ZM218 203H220V202H218ZM223 204H224V202H222ZM221 203V204H222ZM247 203V204H248ZM94 204V205H93ZM101 204V203H100ZM107 203H105V205H106ZM113 204H115V202L113 203ZM126 204V203H125ZM155 204H157L156 202H155ZM180 204V206L178 207L177 205H179ZM209 204V203H208ZM221 204H218V206H217V204H216V202H215V205L219 208L220 207V205ZM239 204L241 205V203H238V205H237V203L235 204V205H237L238 207H241V206H239ZM247 204H245V205H243L242 206V210H244L245 208L247 209L246 211H248L249 209V212H251V210H252V208H250V207H252V206H254V205H251L250 204V206H248L249 207V209L247 208V207H245V208H243L244 206H246ZM255 205H257V206H260L261 204H258V203H254ZM70 205H68V207H66V208H68L67 210L69 211L70 209H69V206ZM102 205V204H101ZM100 205V206H101ZM108 205H110V200H109V202H108ZM107 205V206H108ZM127 205V204H126ZM126 205L124 206V204L122 205V206H124V207H122L123 209L125 208V210L127 209V211L128 212H126L127 214H129V210H128V208L126 207ZM189 205H192V207L190 206L189 207ZM194 205H196V206H198V207H193ZM205 206H206V204H204ZM204 205H200L201 206V208H203L204 209ZM212 204H210V206H211ZM78 206H81V207H78ZM88 206H91V205H88ZM88 206H86V208L88 207ZM97 206L96 207V209L98 208V210L101 208V210L102 209H104V211H105V209H108L107 208V206ZM112 207L114 206V205H111ZM111 206H108V207H111ZM115 206H118V205H115ZM128 206V205H127ZM130 206V208L133 206H131V204L129 205ZM223 206V205H222ZM226 206H227V203L225 202V204H224V210H227L228 208H229V206L227 207V209H226ZM112 207L110 208V209H112ZM134 207H132V208H134ZM175 207H177V208H175ZM207 208H205V210L206 209H208V207L209 206H206ZM232 207V206H231ZM237 207V208H238ZM92 208L90 209L91 211H90V217H89V214H87V216L89 217V218H91V216H93V219L95 218V216L94 215H96V217H98L97 218V220H99V223H97V225H95L96 223H94V221H91V223H93V225H95V226H97V227H95V228H93V230L94 229H100V228H102L101 227V225H99L100 226V228H98V224H101L100 223V219H99V217L100 216H98V215H100L99 213L100 212H98V215L97 214H92V213H94V212H92ZM118 208V207H117ZM135 208V209H136ZM178 208H180V209H178ZM212 208L214 209L215 208V206L214 205H212ZM218 208H216V211L217 212H212V213H218V215H216L215 217L218 219L219 218V215L220 216H222L220 213H221V211H218L217 209ZM61 209V210H60ZM64 209V210H63ZM72 209V208H71ZM78 209H76L75 211L74 210H72V212L74 211V213L75 212H77V210ZM88 209V208H87ZM86 209V210H87ZM94 210H95V208H93ZM118 209H121V206L118 208ZM118 209H114V210H118ZM135 209H134V211H135ZM138 209V210H139ZM147 210L148 212L149 211H151V210ZM175 209H177L176 211H175V213L174 214H172L173 212H174V210ZM213 209H212V211H213ZM219 209H221V208H219ZM241 208H239V210H240ZM256 208L254 207L253 208V210H255ZM64 212H63V211ZM100 210V211H101ZM113 210V211H114ZM125 210H121V211H119L120 213H123V214H121V215H123V216H125L124 215V212H125ZM204 210V211H205ZM209 210H210V207H209ZM215 210V209H214ZM221 210H223V209H221ZM224 210H223V212H224ZM229 210V209H228ZM228 210L227 211H225L224 213H225V215H227L228 213H230L231 212V209H230V211L228 212ZM234 210H237L236 209V207H235V209L233 208V210L232 211H234ZM260 210V209H259ZM60 211H62V213H60ZM71 211V210H70ZM69 211V213L67 212V214L66 215H68L69 214V216L71 217V219L70 218H68V217H66V215H64L65 216V218L67 219V220H69V222H70V220H71V222H72V220H73V217H72V213ZM82 211V210H81ZM87 211H89V209L87 210ZM96 211V210H95ZM109 211V210H108ZM112 211V214L114 215V212ZM124 211V212H123ZM136 211H137V209H136ZM139 211H141V210H139ZM151 211V212H152ZM158 212V211H156L155 210V212H157V217L160 215H158V213H161V214H163V212ZM185 211V212H184ZM245 211V210H244ZM244 211H242V213H244ZM245 211V212H246ZM79 212V211H78ZM84 212V211H83ZM83 212H81V214L80 215H82V213ZM102 213H104V214H102V217H105L106 218V213H108V217H109V212L111 213V211H109V212H103V210L101 211ZM119 212H117V214L119 213ZM206 212H208L207 210H206ZM206 212H204V214H200L201 215V217L203 218V219H205V218H207V217H214V214L213 215H211L212 213H210V215H208L209 214V212H208V214L206 213ZM226 212H228V213H226ZM241 212V211H240ZM239 211H238V213H240ZM249 212H246V214H248ZM54 213H55V215H54ZM73 213V214H74ZM80 213V212H79ZM79 213H75V215H73L74 216V218H75V220H78V215H79ZM87 213V212H86ZM97 213V212H96ZM125 213V214H126ZM131 213V212H130ZM150 213V212H149ZM183 213V214H182ZM224 213H223V216H224ZM238 213H236V212H233V216H235V214L236 215H238V216H240ZM242 213H240V214H242ZM71 214V215H70ZM77 214V215H76ZM112 214H111V216H112ZM117 214H116V212H115V216H113L114 217V222H113V220H112V222H113V224H110V225H115L114 227H113V231H115V229L114 228H116V225L118 224V217H117ZM140 214V213H139ZM138 214V215H139ZM151 214V213H150ZM149 214V215H150ZM152 214H153V212H152ZM169 214H171V216L169 217ZM232 214V212L230 213V215ZM245 214V213H244ZM245 214V215H246ZM83 215H86L85 214V212H84V214ZM105 215V216H104ZM121 215H120V219H124L125 218V220H127L126 219V216L125 217H123L122 216V218H121ZM133 215L134 214H132V217H131V214H129V216L131 217H129L130 218V222H131V225H132V219H133ZM138 215H136V217L138 216ZM142 215V214H141ZM144 215V214H143ZM154 215V217L156 216L155 215V213L153 214ZM168 215V216H167ZM178 214H176V216H177ZM77 216V217H76ZM119 216V215H118ZM128 216V215H127ZM195 217V219L196 220H198V221H196V220H194V222H197L195 225H191L192 223H190L191 221L193 222V220H191L190 221V219H193L194 217ZM197 216V215H196ZM199 216V215H198ZM207 216V217H206ZM218 216V217H217ZM223 216H222V218H223ZM242 216L244 217V215L242 214ZM242 216L241 217H239V219L241 220V218H242ZM51 217V218H52ZM54 217H53V219H54ZM60 217V216H59ZM62 217H63V215H62ZM80 217L81 216H79V219H80ZM107 217V218H108ZM113 217H111L112 219H113ZM140 217V216H139ZM137 218V219H141L142 217H140V218ZM146 216L144 215V217L143 218H145ZM150 217H151V215H150ZM154 217H152V219L151 220H154ZM193 217V218H192ZM225 217H227V216H225ZM231 217V216H230ZM230 217H228V219L230 218ZM235 217H237V216H235ZM46 218V219H45ZM61 218V217H60ZM60 218H59V220H60ZM64 218V217H63ZM63 218H61V219H63ZM64 218V219H65ZM82 218L83 219H81V225H79V226H81L80 228L82 229V231H83V228H82V226H85L86 225V223L85 222H83L84 220H85V218L86 217H83L82 216ZM106 218V219H107ZM111 218L109 217L108 218V220L110 221V223H111ZM115 218L117 219V224H115L116 222H115ZM128 218V217H127ZM142 218V219H143ZM156 218V217H155ZM159 218H160V216H159ZM250 218V217H249ZM52 219V220H53ZM55 219H56V217H55ZM64 219H63V221H64ZM87 219V218H86ZM104 219V218H103ZM105 219V220H106ZM135 219V221H136V218H134ZM140 220V221H145L144 219L143 220ZM158 219V218H157ZM157 219H155L156 221H157ZM162 219V218H161ZM164 219V218H163ZM171 219V218H170ZM172 219H174V217H172ZM171 219V220H172ZM202 219V221H204ZM215 219V218H214ZM232 219H234V218H231V220L230 221H227L226 220V218H223L221 221H225V222H230V224H235L234 226H236L237 227V225H236V223L237 222H235V223H233V220ZM238 219V218H237ZM238 219V220H239ZM243 219V218H242ZM255 219V218H254ZM263 219V218H262ZM58 220V219H57ZM67 220H65V221H67ZM88 220V219H87ZM87 220H85L86 222H87V224L89 225L90 223H88V222H90V220L89 221H87ZM105 220H102L101 219V221H102V223H103V221H105ZM125 220H124V222H125ZM150 220V222H152ZM160 220V219H159ZM169 220V219H168ZM218 220H220V218L218 219ZM236 220V219H235ZM234 220V221H235ZM240 220L238 221V223L240 222ZM248 220V219H247ZM260 220V219H259ZM65 221H64V223H65ZM107 221V220H106ZM105 221V222H106ZM140 221H138V222H133V223H135V225L132 227L131 226V228H135V227H137L136 228V230H134V229H127L126 227H124L123 225V227L121 226V227H117L118 229H116L117 230V232H115V234L114 233H112L111 231H112V227H110L109 226V229L111 230V231H108V232H110V233H112V234H110L109 236H107L109 233L106 231V227H104V229H105V231H103L102 229H100V232L101 233H103L104 234V232H106V233H108V234H106V238L103 240V238H104V235H103V238H102V240H100L101 238L100 237H98V236H96V237H98V238H100L99 239V241L97 240L96 242L95 241H93L91 244H94V242L95 243H98L99 245H98V247L99 246H101V249H103V254H104V252L106 253V257L107 258H109V259H106V261H107V263L108 264H149V262H146V261H148L149 259H148V254H149V252H150V254H151V249L150 248H152V247H154L155 245H153L151 242H152V240L151 241H148V239L147 240H145V236H143V234L142 233H144V229H143V232H141L140 234H142V238H144V242H143V239H138V236H137V233L139 234V232L140 231H138L137 232V230L138 229H141V231H142V228H140L139 226L140 225H142L143 226V223H144V228H145V230H146V227L145 226H150L151 224H150V222L149 221H147V219H146V223H148L149 222V224L148 225H145V222H143L142 224H141V222ZM160 221H162V220H160ZM202 221L200 222V223H202ZM215 223H217L215 226H217V227H215L216 228V233L217 234H219V232H221V234L223 233L222 232V230H224L223 228H225V224H226V227L228 228V226H229V229L228 230H230L231 231V227H232V225H228L229 223H223L224 224V226H223V224L222 223H220V224H222V226H223V228H221L222 226L221 225H219V226H221V227H219L218 226V222H217V220L215 219ZM221 221H219V222H221ZM231 221H232V223H231ZM237 221V220H236ZM250 221V220H249ZM257 221V220H256ZM59 222V221H58ZM68 222V221H67ZM73 222H74V225H75V233H78V234H80V233H82V231H81V229L79 228V226L78 227H76V225L77 224H75V221L73 220ZM78 223H80V221H77ZM76 222V223H77ZM83 222V223H82ZM96 222V221H95ZM104 222V223H105ZM123 222V220H120L119 221V225H117V226H120V223H122ZM127 222H128V225H125V226H130L129 225V221L127 220ZM126 222V223H127ZM162 222H164V221H162ZM174 222V220H172V222L171 223H173ZM178 222V221H177ZM194 222H193V224H194ZM60 223H63V222H59V224ZM85 223V224H84ZM104 223H103V225H104ZM125 223V224H126ZM158 223V222H157ZM167 222H164L163 224H166ZM174 223H176V222H174ZM173 223V224H174ZM205 223V222H204ZM214 220L211 222V224H209V226H205V225H202V226H205L206 228H207V230L209 229V230H211L213 227H214ZM237 223V224H238ZM246 223H247V221H246ZM57 225L56 224V226H59L60 227V225H61V228H63L62 227V225L63 224H60V225ZM70 225L69 223H66V225ZM82 224H84V225H82ZM123 224V223H122ZM138 224H140V225H138ZM154 224V223H153ZM158 224H161V222L160 223H158ZM162 224V225H163ZM168 224H170V222L168 221ZM167 224V225H168ZM203 224V223H202ZM68 225L66 226V227H68ZM74 225L72 224V225H70V226H73L74 227ZM92 225V226H93ZM107 225H108V222H107ZM138 225V226H137ZM156 225V224H155ZM155 225H153L154 227H156ZM167 225H164L165 227L167 226ZM175 225V224H174ZM228 225V226H227ZM242 225V224H241ZM247 225V224H246ZM253 225V224H252ZM65 226V225H64ZM87 226V225H86ZM105 226H106V223H105ZM160 226V225H159ZM173 226V225H172ZM172 226H169V227H171L172 228ZM238 226H239V224H238ZM94 227V226H93ZM150 227H152V226H150ZM154 227L153 228H147L149 231H152L153 229H154ZM157 227H158V225H157ZM190 227V228H191ZM212 227V228H211ZM219 227V229L221 228L222 230L221 231H218L217 232V230H219V229H217ZM235 227V228H236ZM78 228V229H77ZM88 230H90V228H91V226L89 227L88 226ZM161 228V227H160ZM171 228H166V233H167V230L169 229H171ZM211 228V229H210ZM215 228H213V229H215ZM239 228V227H238ZM237 228V229H238ZM241 228V227H240ZM264 228V227H263ZM73 229V228H72ZM80 229V231H78ZM86 227H85V230L84 231H86ZM96 229V230H97ZM150 229H152V230H150ZM158 229V228H157ZM156 229V230H157ZM162 229H163V227H162ZM162 229H160V231H162V232H160L161 233V236L157 233V232H155L154 234H157V236H155L154 234H153V232H151L152 234H153V236H155V237H157L156 239V241H154L153 243H155V244H157V242H158V240L159 239H163V235H164V233H165V230L163 231ZM165 229V228H164ZM174 229V228H173ZM189 229V228H188ZM226 229V228H225ZM93 230H92V232L91 231H87L88 233H85V235H84V237L86 236V234H91V236L93 237L94 236V234L95 235H97L98 233H99V231L96 233H94L93 234ZM108 230V229H107ZM131 230H133V231H131ZM155 230V229H154ZM168 230V231H169ZM204 230V229H203ZM202 230V231H203ZM227 230V231H228ZM233 230H235L234 229V227H233ZM232 230V231H233ZM251 230V229H250ZM60 231H62L61 229H60ZM63 231H65L66 232V230H64V228H63ZM84 231H83V233L82 234H84ZM103 231V232H102ZM171 231V230H170ZM173 231V230H172ZM172 231L170 232V233H172ZM175 231V230H174ZM173 231V232H174ZM179 231H177L178 233H181V232H179ZM214 231V230H213ZM212 231V232H213ZM230 231H228V232H230ZM240 231V230H239ZM242 231V230H241ZM80 232V233H79ZM148 232V231H147ZM164 232V233H163ZM176 232V234H166V235H169L168 237H166V235L164 236V240H159V242H160V244H161V242L162 241H164V243H162V245H165V246H175V245H177L180 241H182V239L181 240H179L178 241V243H177V239H179V237L178 238H176L179 234ZM184 232H182L183 234H184ZM224 232H225V230H224ZM228 232H226V233H224V234H227ZM150 232H148V234H151ZM162 233H163V235H162ZM181 233V234H182ZM191 233V232H190ZM193 233V232H192ZM200 233V232H199ZM236 233H238L237 231H236ZM262 233V232H261ZM66 234H68L67 232H66ZM65 234V235H66ZM81 234V235H82ZM100 234V233H99ZM139 234V236L141 237V235ZM214 234V236L216 235L215 233H213ZM224 234H222V235H224ZM232 234V233H231ZM231 234L229 235V236H231ZM144 235H145V233H144ZM174 235H177L176 237L174 236ZM233 235V234H232ZM236 236H237V234H235ZM76 236V235H75ZM74 236V237H75ZM100 236H102V234L100 235ZM146 236L148 237L149 235H147L146 234ZM151 237H152V239L153 240H155V238L152 236V235H150ZM160 236V237H159ZM221 236V235H220ZM228 236V235H227ZM227 236H225L224 235V237H227ZM235 236V237H236ZM241 236V235H240ZM254 236V235H253ZM73 237V238H74ZM81 237V236H80ZM80 237H79V240H80ZM83 237V236H82ZM84 237L83 238H81L82 240H80L81 241V243L83 242V243H85V241L86 240H84L83 241V239H84ZM87 237V236H86ZM90 236L88 235V237L86 238V239H89L90 240V238H89ZM91 237V240H93V238L95 237H93L92 238ZM95 237V238H96ZM146 237V238H147ZM150 237V238H151ZM159 237V238H158ZM165 237H166V239H165ZM209 237V236H208ZM215 237H217V236H215ZM219 237V236H218ZM232 238H233V236H231ZM94 238V239H95ZM182 238V237H181ZM195 238V237H194ZM214 238V237H213ZM222 238V237H221ZM227 238H229V237H227ZM231 238V239H232ZM255 238V237H254ZM261 238V237H260ZM66 239H68L67 241H66ZM72 239V238H71ZM75 239H78V236H76V238ZM97 239V238H96ZM95 239V240H96ZM224 239V238H223ZM226 239V238H225ZM231 239H229L230 241H228L227 239H226V241H225V243L228 241V242H233L234 241V239L233 240H231ZM69 240L71 241L70 242V245L72 246L73 245V247L74 248H72V247H70L71 248V250H72V252L74 251V253H72L69 249V247L68 246H70V245H68L67 243L69 242ZM73 240V239H72ZM79 240H76V241H78L79 242ZM215 240H217V242H218V240H220V239H215ZM261 240V239H260ZM135 243H134V242ZM137 241V242H136ZM146 241H148V243H149V245H148V243L146 242ZM197 241V240H196ZM199 241V240H198ZM222 241H224V240H221V242L219 243H217L218 245L220 244V247H221V244H223V242ZM91 242V241H90ZM158 242V243H159ZM184 242V241H183ZM227 242V243H228ZM261 242H263V241H261ZM73 243V242H72ZM147 243V244H146ZM153 245H151V244ZM215 242H214V244L217 246V244H216ZM225 243H224V245H225ZM86 244V243H85ZM84 244V245H85ZM88 244H89V246H90V243L88 242ZM88 244H86L87 246H88ZM146 245V247H147V245H148V247H150V245L152 246V247H150L149 248V252L147 253V251H145L147 248L145 247V249H144V251L141 249V251H140V249L138 250V247L140 248L141 247V245ZM160 244L158 245H156V247L157 246H160ZM75 245V246H74ZM81 245V244H80ZM96 245V244H95ZM143 245H142V247H143ZM161 245V246H162ZM179 245V244H178ZM224 245H222V247L224 246ZM264 245V244H263ZM198 246V245H197ZM196 246V247H197ZM228 246V245H227ZM243 246V245H242ZM90 247H94V246H90ZM141 247V248H142ZM143 247V248H144ZM163 247V246H162ZM162 247H157V249L159 248H161V250H157L156 248H154V250L156 249L157 250V252L158 251H160V253L161 252H163L164 251V248H165V250H168V249H166V247H163V251H162ZM176 247V246H175ZM181 247V246H180ZM78 248V247H77ZM87 248V247H86ZM89 248V247H88ZM95 248V250L97 249L96 248V246L94 247ZM173 248V247H172ZM205 248V247H204ZM216 248H218V247H216ZM225 248V247H224ZM233 248V247H232ZM247 248V247H246ZM93 249V248H92ZM91 249V250H92ZM171 249V248H170ZM175 249V248H174ZM177 249L178 250H180V248L177 246ZM199 249V248H198ZM197 249V250H198ZM245 249V248H244ZM100 250V249H99ZM138 250V251H137ZM155 250V251H156ZM173 250V249H172ZM177 250V251H178ZM182 250V249H181ZM194 250V249H193ZM197 250H195V251H197ZM212 250V249H211ZM221 250H224V249H221ZM220 250V248H219V251H221ZM229 250H231V248L229 249ZM228 250V247H227V252H232V250L231 251H229ZM90 251V250H89ZM154 251V253H156ZM176 251V250H175ZM173 252V253H175V255H176V252ZM191 251V250H190ZM189 251V252H190ZM225 251V250H224ZM224 251H221V253L223 252V254L225 255V256H227V255H232V254H230V253H226V252H224ZM144 252V253H143ZM152 252H153V250H152ZM166 252V251H165ZM164 252V253H165ZM188 252V251H187ZM186 252V253H187ZM202 252V251H201ZM204 252V251H203ZM92 253H94V251H92ZM143 254V256H144V254H145V256L147 257V260L145 259L146 257H141L142 256V254ZM152 254V257H153V255H155V254ZM159 253V254H160ZM161 254V256L160 257H162V255L164 256V255H167V254ZM169 253V252H168ZM179 253V251L177 252V255H179L178 254ZM192 253V252H191ZM233 253H235L234 251H233ZM242 253V252H241ZM262 253V252H261ZM75 254V255H74ZM158 254V253H157ZM156 254V255H157ZM158 254V255H159ZM171 256H173L172 254H171V252L169 253ZM156 255H155V258H156ZM184 255V254H183ZM186 255H189V254H186ZM185 255V256H186ZM193 255V254H192ZM222 255V254H221ZM233 255H235V254H233ZM232 255V256H233ZM104 256V257H105ZM151 255H149V257H150ZM180 256V255H179ZM193 256H195V255H193ZM200 256V255H199ZM101 257V256H100ZM151 257V258H152ZM160 257H157L158 258V260H160L159 258ZM168 257V256H167ZM167 257H162L163 258V260L164 259H166ZM175 258H173V257H170V258H172V259H170L169 260V258H167V260H165V262L167 263L168 262V260H169V262L172 260V261H175L177 258V256H174ZM222 258H225V260H227V259H229L230 257L228 256V257H224L223 255L221 256ZM102 258H103V256H102ZM142 258V259H141ZM178 258H180V257H178ZM186 258V257H185ZM196 258H200V257H196ZM207 258V257H206ZM222 258H221V260H222ZM232 258H234V257H232ZM232 258H231V260H230V262H232ZM99 259H101V258H99ZM143 259L145 260V261H143ZM181 259V258H180ZM183 259V258H182ZM97 260H98V263H96L97 262ZM104 260V259H103ZM103 260H101V261H103ZM152 260H154V258L152 259ZM152 260H150V263L152 262ZM162 260V261H163ZM199 260V259H198ZM201 260H203V259H201ZM224 260V261H225ZM229 260H227V262L229 261ZM95 261V262H94ZM156 261V260H155ZM171 261V262H172ZM180 261V260H179ZM178 260H177V262H179ZM192 261V260H191ZM224 261H222V262H224ZM105 262V261H104ZM169 262H168V264H169ZM221 262V263H222ZM227 262H226V264H227ZM157 262H155V264H156ZM165 263V264H166ZM173 263V262H172ZM180 263H182V262H179V264ZM213 263V262H212ZM229 263V262H228ZM255 263V262H254ZM103 264V263H102ZM153 264H154V262H153ZM160 264H162L161 262H160ZM164 264V263H163ZM174 264H177L176 263V261H175V263ZM222 264H225V263H222Z\"/></svg>",
	"mask_w": 264,
	"mask_h": 264
},
{
	"label": "rangeland",
	"instance_id": "2",
	"mask_svg": "<svg viewBox=\"0 0 264 264\" xmlns=\"http://www.w3.org/2000/svg\"><path fill=\"white\" fill-rule=\"evenodd\" d=\"M50 0H0V46L2 45V44H5V43H10L11 44V47H12V49H17V48H19V47H22L23 45H25L26 43H30V44H32L33 45V47L31 48V49H27V51H25V55H26V57H25V55H23L24 57H18L17 58V60H18V65L20 66V65H26L27 64V61L28 60H30L29 62H31L32 60H33V62H31L30 64V67L29 68H27L26 70H25V77H22V76H14V75H12V72H10V71H4L2 74H0V114H3L4 113V111L5 112H7L6 114H8L9 113V111H11V113H9L6 117V121L4 120H2L1 118V120H0V135L3 133L4 135H5V137H8V139L11 141V142H13V141H15L14 143H16V141L18 142L19 140L21 141V140H23L24 142H31V141H33L34 140V137H37V142L36 143H34V144H32L31 146H32V149H41L44 145H45V143H47L52 137H54V139H55V141L54 142H56V138L60 135H65V134H67L66 132H68V131H70V130H66V128H62V127H60L59 125H61V126H65V125H63L64 123H62V122H65V119L68 117V115L69 116H71L70 114H74V116H75V118H76V120H78V119H80L79 121L81 122V126L82 125H87V126H84V129H85V127H87V128H92V130L91 131H89V129H88V132H87V130L86 131H84V133H89V132H91V133H89V135L88 134H85V135H87V136H91V134H92V131L93 132H95L96 131V133H99V127H102L101 129H100V132L102 131V129H106V130H108L107 128H109L110 126L109 125H111L112 124V126H116V127H114L116 130H118V132L117 131H113L114 129H110L111 131H112V133L114 132H116L115 133V135L113 136V134L112 133H108V134H110V135H108L110 138L112 137V139L113 138H115V137H117L116 136V134H118V138L120 137V139H122L121 138V136H123V139H125V141H127L126 143H124V141L123 140H121V141H123V143L126 145V144H129V142L130 141H128V138H129V140H131V137H132V134H135V132H136V134L135 135H133V140L136 138V136L137 135H145V133H147V131L146 130H151V132L153 133L154 131H152V129H151V127H153L154 125H152L153 124V122H154V124H155V126H154V128L153 129H155L156 128V125L158 124V123H161V122H165L166 123V125L168 124L169 125V127H168V131L166 132V133H168V134H164L163 136H161L162 138H161V140L159 141V140H157V143H161L162 142V140L164 141V142H162L161 144H166V145H170V144H168V143H171L172 141H173V139H175L174 137H176V136H174L175 135V132H176V130L178 131V129L181 127V125H179V124H177L176 122H175V120H173V119H171L169 116H167V114H166V111H168V108H166V109H164V108H162V107H154L153 106V104L151 103V101L153 100V99H155V98H157V97H160L161 95L159 94H157V91H156V94L158 95H155V94H153V93H155L154 91H150L149 93L147 92L145 95H144V97H142V98H140V97H138V98H133V99H130L129 101H127L126 103H124L122 106H121V104H118L119 103V101H117L118 99V97L117 98H115L114 96V94H116V93H111L110 94V92H113V90H106L105 88H103L102 86V84L100 83L99 84V82H97V80H90L89 81V79L88 78H90L89 76H85V75H83V74H90L91 73V71H93V69H94V71L95 72H97V73H99L98 74V76H97V79H98V77L100 78L101 76H104V71L106 70V72L110 69V68H112L111 66H114L115 67V65H117V60L119 61H121V59L123 58H126V59H122V63L123 62H125V61H127V62H125L124 64H122V63H118L119 65V67L118 66H116L115 68H113L112 70L114 71V70H117L118 68H120L121 66H124V65H128V66H130V65H136V62H138L139 60H142L141 59V56H140V53L142 52V50L143 49H145V46H144V44L141 42V40L142 39H144V38H146V37H144V35H146V32L148 33L149 32V30H151V29H155L153 32H155V31H157L158 32V34L156 35V36H158L159 35V33H161L160 35H159V38L160 39H158L157 37L156 38H153L154 40H155V42H154V40L152 39L151 40V43L150 44H152V41L154 42L153 43V46H151L150 44L148 45V49H149V51L151 52L152 50L154 51V48H157V46L156 45H159L158 43L161 41V39H162V41H165V39H166V43H168V41L167 40H169V43H173V42H175L176 40H179L180 39V36L183 38V40H184V45H183V47L184 48H186L185 50H186V53H187V51H189V50H191L192 49V47L193 46H191L190 44H192V43H190V40L189 39H191L190 38V35H188L189 34V30H187L185 27H187L185 24H183L184 23V18L182 17V16H180V12H179V8L176 6V5H178L177 3H179V1L181 2V0H174V1H169L168 3H165V0H157V1H155V0H143V2L141 1V0H130V1H128V0H124L125 2H130V3H124L125 4V6H124V4H123V2L121 3V5L119 6V9H120V12H119V9L117 10V13L116 14H120L117 18L118 19H116L115 20V23H113V21L112 22H110V24H111V26H110V31H108V36L106 37V40H105V42H107L106 44H96V45H94V44H90V42L89 43H87V46H86V44L84 43V41H82L80 38H84L85 37V35L84 34H86V31L84 32V30H82V26L84 25V22L86 21V19H87V8H86V4H87V0H82V2H81V0H65V4L67 5V7H65L66 5L64 4V0H62L61 2H60V0H53V2H49ZM94 1H96V0H94ZM141 1V2H140ZM150 1L152 2V3H154L155 4V8L154 7H152L154 4H152V3H150ZM160 1V2H159ZM199 1V0H198ZM67 2V3H66ZM84 2V3H83ZM96 2H98V1H96ZM134 2V3H133ZM144 2H146V3H148V4H146L147 6H145V7H143L144 8V11H142L141 12V10H143V8L142 9H138V8H135L136 6H135V4L136 5H138V4H140V3H144ZM157 2V3H156ZM162 2V3H161ZM47 3V4H46ZM50 3H51V5L53 4H56V5H50ZM61 3H62V5H61ZM132 3H133V5H132ZM138 3V4H137ZM175 3V4H174ZM64 4V5H63ZM102 4V3H101ZM100 4V5H101ZM122 4H123V6H122ZM162 4V5H161ZM169 5L170 7H171V5H173V7H175V9L177 10H174V8L173 7H171V8H173V10H170L169 8V6H167V5ZM75 5H76V8H75ZM81 5V6H80ZM131 5V7L129 8V6ZM151 5V6H150ZM168 7V9L167 8H164V7H166V6ZM175 5V6H174ZM56 6H58L57 7V9H59L60 10V15L58 14V12H59V10H57L56 9ZM133 6H134V8L135 9H137V10H135V9H131V8H133ZM150 6V7H149ZM161 6H162V8H161ZM206 8H205V10H204V12H203V14H202V16L200 17V20L205 24V25H207V27L209 28V30L210 31H212V32H215V31H217L218 32V30H223L224 28V25H225V29H226V31H227V29H228V31L229 32H231V28L233 29L234 27L236 28V26H235V21L236 20H233V19H235L234 18V16L237 14H241L242 13V8L243 7H241V10H240V7L239 8H233V7H231V6H225V4L224 3H214V2H209V3H207L206 5ZM53 7V8H52ZM71 7V9H69ZM80 7V8H79ZM124 7V8H123ZM147 7H149V8H147ZM158 7V8H157ZM216 7V8H215ZM50 8V9H49ZM61 8V9H60ZM63 8V9H62ZM73 8V9H72ZM127 8V9H126ZM157 8V9H156ZM53 9L55 10V12H53ZM70 10V13L68 12L69 10ZM81 9V10H80ZM84 11H86V12H84ZM131 11H130V10ZM146 9V10H145ZM152 9V10H151ZM153 9H155V11H158V12H155ZM159 9V10H158ZM163 9V10H162ZM233 9H236V10H240L239 12L238 11H234ZM124 12H123V11ZM140 10V11H139ZM150 10V13L149 12H147V11H149ZM165 10H167L168 12L167 13H169V15L166 13V12H164ZM234 12H233V11ZM56 11H57V14H56ZM83 11V12H82ZM128 13H126V12ZM134 11H137L135 14L133 13ZM175 11L177 12V13H175ZM220 11V12H219ZM226 11V12H225ZM46 12V13H45ZM65 12V13H64ZM72 12V13H71ZM147 12V13H146ZM164 12V13H163ZM233 12V13H232ZM52 13H54V14H52ZM122 13V14H121ZM138 13V14H137ZM156 13V15H154ZM157 13L159 14V16L160 15H164L165 16V13L167 14V17H164L163 15H162V19L164 20V22L162 23V19H161V17L160 18H157V17H159L158 15H157ZM175 13V14H174ZM218 13L220 14V17L218 16ZM230 13H231V15H230ZM236 13V14H235ZM51 14V15H50ZM64 14V15H63ZM76 15L77 14V16H75L76 17V19H72V17L74 16V15ZM81 14V15H80ZM124 14V15H123ZM128 15V17L131 15L132 17H130V18H127V16H125V15ZM148 14V15H147ZM209 14V15H208ZM222 14H223V16H222ZM229 14V15H228ZM235 14V15H234ZM56 15V17H58L57 19L54 17ZM62 15V16H61ZM82 15H83V18H85L86 17V19H78V18H80V16H81V18H82ZM216 15L218 16V17H216ZM229 17H228V16ZM60 16V17H59ZM68 16V18H66ZM70 16H72L71 18H70ZM79 16V17H78ZM123 16L124 17H126V18H123ZM157 16V17H156ZM210 16H211V18H210ZM222 16V17H221ZM231 16V17H230ZM74 17V18H75ZM119 17H120V19H119ZM155 17V18H154ZM180 17V18H179ZM212 17H214V18H212ZM225 17H227V18H231V20H232V23H234L233 25H230V24H232V23H230L229 21L230 20H228L227 19V21H226V19H225ZM121 18H123V20L121 19ZM137 18H138V20H137ZM141 18V19H140ZM157 18V20H158V22L160 23V21H161V27H160V29L158 28H156V27H153V26H155L156 24L158 25V22H154V21H157V20H155ZM164 18H167V19H169L168 21H169V23H168V25H166V27L164 26L165 24H167V20L166 19H164ZM180 20H178V19ZM215 18H216V20H215ZM51 19V20H50ZM71 19V20H70ZM223 19H224V21H223ZM54 22H53V21ZM69 20V21H68ZM78 20V21H77ZM84 22H83V21ZM121 22V24L123 23L124 24V26H125V23H126V28H124V31H123V27L124 26H122V25H120V22ZM135 20H137V21H135ZM143 20V21H142ZM160 20V21H159ZM49 21V22H48ZM59 21V22H58ZM61 21H62V23H63V21L65 22V24L64 25H62V23H61ZM80 21V22H79ZM81 21L83 22V23H81ZM123 21V22H122ZM130 21V23H132V25L131 24H129L128 22ZM132 21V22H131ZM140 21V22H139ZM142 21V22H141ZM179 21V22H178ZM182 21V22H181ZM234 21V22H233ZM58 22V23H57ZM66 22H68V23H66ZM116 22H118V23H116ZM166 22V23H165ZM181 22V23H180ZM225 22V23H224ZM229 24H228V23ZM137 23H140L141 24V28H143L142 30H141V28L139 27H136V26H138V24ZM178 23H180L182 26H184V28L186 29V31H185V29L184 28H179V27H182L180 24L178 25ZM222 23H223V25H222ZM226 23L228 24V25H230V27L229 26H226ZM79 24V25H78ZM154 24V25H153ZM164 24V25H163ZM209 24H210V26H209ZM236 24H237V22H236ZM50 25V26H49ZM60 25V26H59ZM70 25H72V26H70ZM82 25V26H81ZM162 25H163V27H162ZM178 25V26H177ZM49 26V27H48ZM131 26V27H130ZM135 28H134V27ZM145 26V27H144ZM223 26V27H222ZM59 27H60V30H59ZM79 27H81V29L79 28ZM116 27V28H115ZM122 27V28H121ZM150 27V28H149ZM220 27H222V28H220ZM227 27V28H226ZM229 27V28H228ZM48 28V29H47ZM50 28V29H49ZM138 28V29H137ZM148 29V30H146V31H144V29ZM166 28V29H165ZM170 28V29H169ZM220 28V29H219ZM67 29V30H66ZM140 29V30H139ZM169 31H168V30ZM173 29V30H172ZM218 29V30H217ZM48 30V31H47ZM81 30V31H80ZM134 30V31H133ZM138 30V34H142V36H141V38H138L139 37V35L137 34V32L135 33V31H137ZM183 30V31H182ZM233 30H235V29H233ZM232 30V31H233ZM57 31V32H56ZM112 31H113V33H112ZM141 31H143V32H141ZM166 31V33L164 34V32ZM171 31V32H170ZM182 31V32H181ZM44 32V33H43ZM111 32V33H110ZM131 32H133V33H131ZM139 32H141V33H139ZM151 32H152V30H151ZM150 32V33H151ZM156 32V33H157ZM174 32H175V34H174ZM182 34H181V33ZM185 32V33H184ZM186 32H188V33H186ZM219 32H222V31H219ZM223 32H225V30H223ZM48 33V34H47ZM51 33V34H50ZM150 33H148L147 35H150ZM171 33H173V35L171 34ZM178 33H180L179 35H178ZM60 34V35H59ZM78 34H79V36H78ZM126 34V35H125ZM144 34V35H143ZM152 34V33H151ZM172 36H171V35ZM110 35V36H109ZM129 35V36H128ZM130 35H132L133 36V38H134V40L132 39V41H131V36ZM165 35L166 36H168L167 38L165 37ZM186 35V36H185ZM40 36V37H39ZM53 36V37H52ZM162 38H161V37ZM179 36V37H178ZM43 37V38H42ZM126 37H128V38H126ZM131 37V38H130ZM143 37V38H142ZM155 37V36H154ZM246 37H247V35H246ZM109 38V39H108ZM112 38H114V40L112 39ZM130 38V40H128ZM170 38H172V39H170ZM179 38V39H178ZM187 38V39H186ZM117 39V40H116ZM125 39V40H124ZM137 39H141V40H137ZM158 39V40H157ZM186 39V40H185ZM56 40V41H55ZM109 40V41H108ZM127 40H128V42H127ZM137 40V42H135ZM160 40V41H159ZM53 41H55V42H53ZM110 41H111V43H110ZM134 41V42H133ZM140 41V42H139ZM143 41V40H142ZM156 41H158V43L156 44ZM109 42V43H108ZM127 42V43H126ZM132 42L134 43L133 45H131L132 44ZM81 43H83V44H81ZM131 43V44H130ZM136 43V44H135ZM141 43V44H140ZM168 43V44H169ZM56 44V45H55ZM82 45L81 47H83L84 49H85V51H84V54H83V56H80L79 55V53L82 51V50H84L83 48L81 49V51L79 52V48H80V46L79 45ZM128 44H130V45H128ZM154 44H156L155 46L156 47H154ZM186 44H189V48L186 46ZM48 45V46H47ZM56 47H55V46ZM58 45H61V46H58ZM70 45V46H69ZM104 45V46H103ZM128 45V46H127ZM135 45H137V46H135ZM140 45H143V49H142V46H140ZM53 46V47H52ZM69 46V47H68ZM131 46H132V48H131ZM46 47V48H45ZM100 47V48H99ZM135 47V48H134ZM152 47H153V49H152ZM183 47H180L179 48V51H181V53H182V55L180 56V55H178V54H180V52L177 50V49H175L176 50V56L178 55V57H176L175 56V54L173 55L172 54V56H174L175 57V59H182L183 57L182 56H184L186 53H185V51H182V49H183ZM49 48V49H48ZM57 48V49H56ZM131 48V49H130ZM150 49H152V50H150ZM131 50H132V52H131ZM174 50V49H173ZM184 50V49H183ZM44 51V52H43ZM177 51H178V53H177ZM125 52V53H124ZM175 51H172V53H174ZM121 53V54H120ZM126 53H128V54H126ZM131 55H130V54ZM74 54H78V56L77 57H73L74 56ZM31 55H33L35 58L34 59H32L31 60V58H33ZM66 55V56H65ZM120 55V56H119ZM123 55V56H122ZM103 56V57H102ZM118 56V57H117ZM129 56V57H128ZM130 56H132V60L131 59H129V60H127L128 58H130ZM138 56H140V59L138 58ZM134 57H136V58H134ZM180 57V58H179ZM65 58V59H64ZM138 58V60L137 61H135V62H133L134 61V59L136 60ZM28 59V60H27ZM46 59V60H45ZM57 59V60H56ZM107 59H108V61H107ZM174 59V60H175ZM63 60V61H62ZM115 60V61H114ZM54 61H58V63H53ZM128 61H130V62H128ZM102 62V63H101ZM133 62V63H132ZM94 63H96V64H94ZM104 63V64H103ZM164 64V63H163ZM44 65V66H43ZM51 65H53V66H51ZM60 65V66H59ZM167 65V64H166ZM49 66V67H48ZM90 66H91V68H90ZM94 66H96V67H94ZM100 66V67H99ZM181 66V67H180ZM180 66H178L177 68L175 67L171 72H170V75H172V76H180V75H178V74H180V73H178V74H176L177 73V71L179 72V70H181V68H183L182 69V71H186L187 69L189 70V68H191L190 66H192L191 65V63L190 62H186V61H183L182 62V64H180ZM94 67V68H93ZM164 67H165V64H164ZM167 67L168 66H166V68L165 69H167ZM40 68H41V73H40ZM86 68V69H85ZM93 68V69H92ZM96 68V69H95ZM138 68V67H137ZM140 68L142 69V71L145 69H143V67H139V70H140ZM48 69H50V70H48ZM90 69H92L91 71H90ZM98 69V70H97ZM99 69H101V70H103V71H100ZM48 72H47V71ZM55 70V72H53ZM168 70V69H167ZM177 70V71H176ZM100 71V72H99ZM111 71V70H110ZM141 71V70H140ZM141 71V72H142ZM43 72V73H42ZM104 72V73H103ZM169 72V71H168ZM1 73V72H0ZM44 73H45V75H44ZM83 73V74H82ZM109 73V72H108ZM108 73H106V74H108ZM182 73V72H181ZM38 74V75H37ZM56 74V75H55ZM105 74V75H106ZM183 74V73H182ZM56 76L58 79H60V80H71V82H74L73 84H74V86L76 87V92H75V90H72L71 92H72V94H77V96H79L78 97V99H77V96H75V95H68V97L70 98H68V97H66V99L63 101L64 103H66V104H62L63 106H59V105H55V104H53V105H49V106H46V107H48V108H46L45 110H44V107H42V106H44L43 105V103H40L41 101H42V99H38L39 101V104H38V107L37 106H32L31 105V101L32 100H30L31 98H33L32 96L33 95H35V92H34V90H35V88L37 89V88H43V87H46V83H48V82H46L49 78H51L52 76ZM70 76V77H69ZM72 76V77H71ZM84 77L86 80L88 79V83H87V85H89V87H87V85H86V80L84 79V78H82V77ZM31 77V78H30ZM68 77V78H67ZM26 78V79H25ZM41 78V79H40ZM28 79H30V81L28 80ZM78 79H80V80H83L84 79V81H83V84H82V81H79L78 82ZM39 80V81H38ZM77 82H76V81ZM16 81V82H15ZM17 81H19V82H17ZM93 81V82H92ZM81 82V84H79ZM76 83V84H75ZM81 86V88H82V90L80 89V87L79 86H76V85H78V84ZM94 83V84H93ZM98 83V84H97ZM97 84V85H96ZM17 85V86H16ZM92 85V86H91ZM94 85V86H93ZM100 85V86H99ZM13 88H12V87ZM32 86V87H31ZM93 88V90H91V87ZM97 86L99 87V88H97ZM86 88L85 89V91L83 90V88ZM79 90H78V89ZM90 88V89H89ZM104 89L103 91L102 90H100V89ZM14 89V90H13ZM74 89V88H73ZM89 89V91L88 92H86L87 90ZM96 89V90H95ZM98 89H99V91H98ZM18 90V91H17ZM33 90V91H32ZM79 91V93H80V91L82 92V93H80V95L78 94V91ZM105 90H106V92H105ZM20 91V92H19ZM27 91V92H26ZM91 91V92H90ZM96 91V93H97V91H98V93L97 94H100L101 95V92H103V94L104 93H108L107 91H110L109 92V94L110 95H108V96H110L111 97V95L114 97V99L115 100H112L110 97H108L107 96V99L109 100V102L111 103L112 101H114L113 103H111L110 105H111V107H112V110L111 111H113V110H115V104L114 103H116V102H118V103H116V107H117V104L119 105L118 107L119 108H121V110H120V112H119V110H117L118 109V107L116 108V113H115V111H113V112H110L109 110L111 109H109V106H107V105H109V104H107L108 102H105L106 103V105L105 104H103V102H101V104H103V105H105L104 106V108H108V109H102L103 107L101 106V105H99V106H101L100 107V109H102V110H104V114L106 113V117L108 116V115H111V113H113L112 115H111V119H112V122L111 121H108L109 123V125L106 123L105 125H104V121H102L103 122V126L102 125H98L99 123L101 124V120H104L103 118H102V116H104V114H101V113H103V111L102 110H98V108L97 107H95L97 110H92L93 111V113H95V115L94 114H92L91 112V110H87L88 109V107H90L91 108V106H88V104L90 105L91 103H92V106H95L94 105V102L96 103V106H97V104H99V103H97L99 100H101V97H100V99H98V101H96V99L97 98H99V96L97 95L96 96V93H94ZM28 92H30V93H28ZM85 92V93H84ZM12 93V94H11ZM24 93V94H23ZM34 93V94H33ZM89 93H91V95L89 94ZM93 93L95 94V95H93ZM26 94V95H25ZM33 94V95H32ZM81 94H84L83 96L81 95ZM150 94V95H149ZM11 95V96H10ZM14 95H20V100L18 101V102H14L13 101V97H14ZM29 95V96H28ZM87 95V96H86ZM154 95L155 96H157V97H154ZM76 97L75 99L73 98V97ZM82 96V97H81ZM89 96H91L90 98H88ZM106 95L104 94V95H102V100H103V98H105V101H107L106 100V97H105ZM164 96H172V95H169L168 93L167 94H164ZM9 97V98H8ZM71 97H72V99H71ZM95 97V98H94ZM161 97H163V96H161ZM6 98H8V102H7V100H6ZM28 98H29V100H28ZM83 98H84V101H85V103H82L83 104V106H84V108H83V106H82V104H81V102H83ZM91 99V101H88L87 99ZM92 98L95 100H92ZM12 99V100H11ZM79 99L81 100V102L79 101ZM117 99V100H116ZM22 100V101H21ZM67 100V101H66ZM72 100V101H71ZM86 100H87V102H89L87 105H86ZM76 102V104L79 102V105H81V106H79L80 108H77L78 106L76 105V104H74V106L72 105L73 104V102ZM94 101V102H93ZM140 102L139 104H137L138 102ZM24 102V103H23ZM35 102V101H34ZM69 102H72L71 103V105H70V108L68 107L67 108V106H66V108L67 109H65V105H68V103ZM74 102V103H75ZM91 102V103H90ZM131 102V103H130ZM132 102L134 103V104H132ZM141 102H142V104H141ZM238 102V103H237ZM144 103H146L144 106H146V105H148V106H146V107H148V108H144V106H143V104ZM147 103H149V104H147ZM113 104H114V107H113ZM141 104V106L142 107H140L139 106V108H140V110L138 109V107H137V105H140ZM29 106V108H30V110H29V108H28V106ZM68 105V106H69ZM131 105H134L133 106V111L136 109L137 111H134V113H136L137 112V115L138 116H140V114L141 115H143L142 117L140 116L139 118L140 119H137L138 118V116L136 115V114H134L133 113V111L131 110V111H129V109H128V107L129 108H132V107H130ZM190 106H192L191 107V109L192 110H189L190 108H186V106H185V108H184V110L186 109V110H189V111H191V112H189V113H187V115H186V117L187 116H190L189 114H191L192 116L193 115H195V112H197V111H195L196 109H199L198 107H197V104H194V103H190L189 104ZM189 105L187 106V107H189ZM9 108H8V107ZM76 106V107H75ZM85 106H87V109L85 108ZM121 106V107H120ZM123 106H125V108H127L128 109V113H127V111H124V110H122L124 107ZM149 106L150 107H152V108H149ZM61 107V108H60ZM64 107V108H63ZM77 108V109H75V108ZM194 107H196L195 109H194ZM19 108V109H18ZM59 108H60V110H59ZM71 108H73V110H71ZM89 108V109H90ZM93 108V107H92ZM91 108V109H92ZM94 108V109H95ZM135 108V109H134ZM143 108V111H145V113L148 111V109H150V111L148 112V113H143V111H141V109ZM205 108V107H204ZM220 108V109H219ZM32 109V110H31ZM127 109H125V110H127ZM146 109V110H145ZM194 109V110H193ZM232 109H234V110H232ZM4 110V111H3ZM7 110V111H6ZM43 110H44V112H43ZM64 110V111H63ZM70 110V111H69ZM81 110H85L84 112H82ZM108 110V112H106ZM152 110H154L153 112H152ZM157 110V111H156ZM185 110V111H186ZM200 110H202L203 112H201V111H199L198 110V112L197 113H199V114H201L202 116H204V114L206 113L207 114V112H209L210 114H211V111H212V108L211 109H209L208 108V110H206L205 111V109H203V107H201L200 108ZM209 110H211V111H209ZM233 112H232V111ZM60 111V112H59ZM67 111H68V113H67ZM88 111V112H87ZM96 111H99V112H101V113H99V112H97L98 114H97V116H96ZM205 111V112H204ZM214 111H217V112H215L216 113V115H214L215 113H212L211 114V117L209 116V115H207L208 116V118H207V116H206V119L208 120L209 118H210V120H211V122H210V125H209V123L207 124L206 122H208V121H206L205 123H204V125H200V126H198V127H196V132H197V134L200 136V137H202L203 139H205V140H207V141H209V142H214V143H216V145H217V149L215 150V151H212V155L213 156H216V157H218L219 159H221V160H223V164H222V166L217 170L218 172H217V175H213V177H212V175H208L206 178H204V179H200L199 181H196V182H193L191 185H192V192H191V194H190V196H189V200H188V198H187V200L186 201H190V202H192L191 204H194L193 203V201H195L194 199L196 198V201H197V198H199L198 199V202H201V204L200 205H204V204H206V206H209L210 207V210H209V207H208V209H206L208 212H209V214H208V212H206V210H205V208H207L205 205L203 206L204 207V209L203 208H201V206L200 205H198V202H196L197 203V205L200 207L199 209H201L203 212H201L202 214H204V212H206L208 215H210V213H212V212H217L216 211V208H218L217 206H218V204H221L222 202H224V204H225V202L227 203V206H226V209H227V207L229 206V210H228V212L230 211V209H231V212H232V214L230 215V213H228V212H226V213H228L227 215H225V211H227V210H224L225 208H224V204L222 203L221 205H220V207L219 208H221V209H223L224 210V212H223V210H221V209H217L218 211H221V215L223 216V213H224V216H223V218H226V220L227 221H230L231 220V218H234V219H232L233 220V223H235V222H237L238 223V221L240 220L239 219V217H241L242 216V214L244 215V217L242 216V218H241V220H240V222L238 223L239 224V226H238V224L236 223V225H237V227L236 226H234L235 224H230V222H225V221H221L223 218H222V216H220L219 215V218H220V220H218L215 216L216 215H218V213H212L211 215H213L214 214V217L212 216V217H207V218H205V219H203L202 217H201V213L199 214H196V215H194L195 217H196V219L198 218V220L200 221H202V219L204 220V221H202V223H200V222H198L199 223V225L200 226H195L194 227V229H193V226L191 227V226H189L188 228H187V234H185V232H184V230L182 231V232H184V234L181 232V231H179V230H181V228L179 229L178 227L176 228V225L178 226V223H179V220H177L176 221V217H177V219L180 217V214L179 213H181L182 211H183V208H186L185 210H187V208H188V206H187V204H190L189 202H186V203H184V205L185 206H183L181 203V206H180V204L179 205H177L178 207L180 206V207H182L181 209L180 208H178V209H180L179 211L177 210V209H175L174 210V212L172 213V214H174L175 213V211L177 210L178 211V213H176V214H178L177 216H176V214H174V216H171V214H169V217L172 219V217H174V219H172V220H174V222H176V223H171L172 222V220L170 219V218H168L167 217V220H166V213H164L163 211H162V209L159 211L158 209H160V202H159V204H158V201H155V200H153V201H151V203H150V205L149 206H151V207H153V205H154V207L155 206H159L158 207V209H155L156 211H158V212H163V214H161V213H158V215L160 216V218H159V216L157 217V212H155V210L154 211H152L153 209L151 208V207H149L148 209H146V211L144 210L143 211V209L142 208H136V207H134V204L133 203H129V202H131V201H133V200H131V198H134V197H132V196H134L133 195V193H131L129 190H128V188L125 190L124 189V191L123 190H121L122 191V193L121 194H123L124 195V197H126L127 196V198L125 199H122V200H127V202L126 201H122L121 200V198H119L118 196H120V197H122L121 195H120V192L119 191H116V194H115V191H111V190H108L106 187V189L105 188H103L102 187V185H97L98 183H96V182H94V184L96 183V186H95V188L92 186L93 184H92V179H88L90 182L88 183L87 181V178H84L85 176L84 175H82L81 174V179H80V176L77 178V176L79 175H76V178L73 176L72 178H74V179H77V181H79V179H80V181L81 182H79V184L80 183H83L82 181L84 180V183L83 184H85V186H86V184H87V189H85L86 187L84 186V188L82 187L83 186V184L80 186V187H77L79 184H77V183H75L74 182V184H76L77 186V188H79V189H81L82 190V193H81V190H80V192H78L77 191V194H83V189H85L86 190V193H84V194H87V197H89L88 196V192H90V193H92L93 191H95L94 193H92V195H91V197H93L94 196V194L96 195V197L95 198H98V200H99V202H97L96 201V199H95V201H93V203H95V204H98V205H95V207L93 206V208H95V210L92 208V200H90V198L91 197H89V198H86V197H83V196H86V195H77V198L79 197V202H78V200L76 201V197L75 198H72V195L71 194H74L73 192H76V190H72L73 192L70 194L71 196L69 197V199L70 198H72V200H74L75 199V203L77 202L78 204H80L82 201H85L86 199V203H82V205L84 206L85 204V206H84V209H78L77 208V206H74V207H76V209H78L77 210V212H75V213H79V215H78V220H75V218H74V216L73 215H75V213H74V211L76 210H74L73 209V207H71V206H73L75 203H74V201H72V200H68V201H65V207H64V209H66L65 211H67L68 213H69V211L72 213V217H73V220L75 221V224H77L76 225V227H78L79 225H81V219H83L82 218V216L83 217H86L85 218V220H87V221H89L90 219V222H88V223H90L89 225L87 224V222L84 220L83 222H85L86 223V225L85 226H82V228H83V231L85 230V227L87 228L86 229V231H84V234H82L83 233V231H82V229L80 228L81 226H79V228L81 229V231H82V233H80V234H78V233H75L76 231L74 230L75 229V225H74V222H73V220H72V222H71V220H70V222H69V220H67L68 218H70L71 219V217L69 216V214L68 215H66L67 214V212L65 213L63 210V212H64V214L62 213V211H60V213H62L61 215L59 214V212L58 213H56V214H58L61 218H65V216L64 215H66V217H68L67 219L65 218H63L64 219V221L65 220H67V221H65V223H64V221H63V219H61L59 216L57 217L56 215H55V213H54V215H55V217H56V219H55V217H54V219H53V217L52 216H48L47 214H46V212L48 211V208L47 209H44L45 210V213L43 214V215H45L46 217H47V219H46V223H47V220H48V218H49V225H50V223L52 222L53 223V225L51 224V226H48V227H53V228H55V227H57V229H59V233L61 232V233H63L64 232V236H65V238H68V236H69V234L71 235L72 234V232H68V231H70V229H69V227L71 228V231H73V233L74 234H72L73 236H70V238H68V239H70L69 240V242L67 243L68 245H70V242H71V244H74L75 242L78 244L79 243V245L77 246V247H75V252L77 253V250H79V248L81 247V248H83V246H85L83 249H85V250H88V254H90L89 256L90 257H92V256H94V259L93 260H95L96 261V259H95V257H96V255L99 253L100 255H98L96 258L100 261L99 263H103V264H108L107 263V261H106V259H109V258H107L105 255H106V253L104 252V254H103V249H101V246H99L98 247V243H95L97 240L99 241V239L102 237L103 238V235H104V238H103V240L107 237V236H109L110 234H112V233H114L115 234V232H117V230L116 229H118L117 227H121L122 225L124 226V227H126L127 229L129 228V229H134V230H136V228L137 227H135V228H131V226L133 227L134 225H135V223L136 222H138V221H140L143 217H144V215L146 216L145 218H143L145 221H143V222H145V225H148L149 224V222H150V220L152 219V217H154V213H155V217H154V220H151L152 222H150V226H152V227H148V226H145L146 227V230H145V228L143 227L144 226V223L142 222V221H140L141 222V224L143 223V226L142 225H140V224H138V225H140L139 227L140 228H142V231H141V229H138L137 230V232L138 231H140L139 232V234L141 233V232H143V229H144V233H145V235H144V233H142L143 234V236H145V240H147L148 238V241H151L152 240V244L153 245H155L154 247H152L151 245H150V247H152V248H150V247H148V245H149V243H148V241H146L147 243H148V245H147V247H146V245L144 244H142L143 245V247L145 246L147 249L145 250V251H147V253L150 251L149 250V248L151 249V254H150V252H149V254H148V261H146V262H149V264H153V262H154V264H155V262H157L156 264H160V262L163 264H165L166 262H165V260H167V258H169V260L170 259H172V258H170V257H173V258H175L174 256H177L176 258V263L177 264H179V262H182V263H180V264H222V263H225L226 264V262H227V260H231V258L232 257H234V258H232V262H230V260L227 262V264H264V202L260 205V206H257V205H255L254 203H258V204H260L261 202L260 201H263L264 200V196L262 197V194H264V188H263V191H262V189H260V188H262V187H264L263 185L260 187V185H261V183H260V185L258 186L257 185V183L259 184V182H260V180H262L263 178H264V173H262V171L260 170V168L262 169V170H264V167L263 166H261L260 164H264V161L262 162V163H260L259 161V159L258 158H261V161L263 160V156H264V100L263 99H256V101L255 100H250V101H244V100H236V99H233V100H231L230 102H229V104L227 105V106H221V107H218V108H216V109H214ZM213 111V112H214ZM43 112V113H42ZM77 112V113H76ZM80 112L83 114H85L86 115V113H88L89 114V112L91 113V115L92 116H90V114L88 115H86L85 116V118H87V119H85L86 121L87 120H92V119H96V118H102V119H100V122H99V120L98 119H96L95 121L94 120H92L93 121V124H91L92 123V121L90 120V122H89V124L86 122V121H82V119L81 118H77V117H79V114H80ZM86 112V113H85ZM138 112H141V113H138ZM188 112V111H187ZM192 112H194V114H192ZM28 113V114H27ZM35 113H36V115H35ZM37 113H38V115H37ZM39 113H41V114H39ZM60 113H62V114H60ZM107 113H108V115H107ZM129 113H133V115H135L137 118V120L139 121H142L141 119H144L143 121H144V123L146 122V121H148L149 120V124L151 125H149V124H146L147 125V129H146V125H144V126H142V128L140 129V125L139 124H137V123H141V122H137V121H134V120H136V119H134L135 118V116L133 117V115H129L130 117L132 116L133 117V121L134 122H132V117L130 118V117H128V116H126V114H129ZM150 113V114H149ZM152 113L153 114H155V115H153L152 116ZM202 113H204V114H202ZM259 113V114H258ZM72 114V115H73ZM78 116H77V115ZM119 114V115H118ZM124 114V115H123ZM145 114V115H144ZM149 114V115H148ZM217 114L219 115V116H217ZM4 115V114H3ZM66 115V116H65ZM81 115V114H80ZM101 115V116H100ZM117 115V116H116ZM120 115H122V116H120ZM146 115H147V117H146ZM215 117V119H213L214 117ZM261 115V116H260ZM74 116H71V118H73V120H75V118H74ZM77 116V117H76ZM87 116H90V119H88V117ZM94 116V117H93ZM118 116L119 117H121V118H119V119H121V121L123 120V116H126V117H128L127 119H129V120H127V122H126V120H124V121H120V124L122 125L121 127H119L120 125H119V120L117 121V119H118ZM149 116H151V117H149ZM205 116H204V118H205ZM63 117H64V119H63ZM81 117H84L83 115H81ZM93 117V118H92ZM96 117V118H95ZM106 117H105V119H106ZM113 117H116V118H113ZM149 117V118H148ZM162 117H164V118H162ZM168 117V118H167ZM9 118V119H8ZM71 118H70V122L73 124V125H71V127H69V124L68 125H66L65 127H67V129L69 128H71L72 130H71V132L73 131L74 133L75 132H78V130H82V132H78L77 134H75L74 135V133L72 132V134L71 133H68L67 134V137L69 138V136L71 137V136H73L74 135V137L77 135H80L81 133H82V136H84L83 134V127H79V129H76V128H78V126H79V124L76 126V123H78L79 121H76V122H74V121H71ZM125 118V117H124ZM147 118V119H146ZM192 119L191 117H187V119ZM83 119V120H84ZM110 119V117H107V119L106 120H111ZM113 119H116L115 121H113ZM146 119V120H145ZM165 119V120H164ZM169 119V120H168ZM213 119V120H212ZM10 120V121H9ZM98 120V121H97ZM228 120V121H227ZM97 121V124H95L94 122H96ZM116 121L118 122L117 124L118 125H116ZM157 121V122H156ZM160 121V122H159ZM259 121V122H258ZM263 121V122H262ZM82 122H83V124H82ZM99 122V123H98ZM105 122H107V121H105ZM129 122V123H128ZM130 122H132L133 124H131V126L130 125H128L127 126V123L128 124H130ZM135 122H137V123H135ZM151 122H152V124H151ZM157 124H156V123ZM168 122V123H167ZM126 124V128L128 127V129H129V127H130V129L132 128V125H133V127H134V129H136V131H132V130H134L133 128H132V130H131V133H129V134H131V137L129 136V135H127L128 134V132H127V134H125L124 132H125V130H126V128H125V130H124V128L122 129V130H124L122 133H124V135H122V133H121V131L119 132V128H122L123 127V124ZM143 123V122H142ZM261 123H263V124H261ZM135 124H136V126H138V128L136 127L135 128ZM162 124V123H161ZM207 125V127H205L206 125ZM245 124V125H244ZM248 124V125H247ZM90 125V126H89ZM93 125L95 126L96 125V127H97V129L94 131V128H96V127H93ZM141 125H143V124H141ZM259 125H263V126H259ZM60 128H59V127ZM73 126H76V127H73ZM89 126V127H88ZM106 126H109V127H107V128H105ZM150 126V127H149ZM204 126V127H203ZM255 126L257 127V128H255ZM29 127V128H28ZM117 127H119V128H117ZM253 127V128H252ZM31 128V129H30ZM62 128V129H61ZM73 128H75V130H73ZM81 128V129H80ZM146 130H145V129ZM252 129V130H249L248 131V129ZM259 128V129H258ZM260 128H262L261 130H260ZM52 129V130H51ZM63 129H65L66 130V132H64V131H62V132H64V134H62V133H59V132H61V130H63ZM170 129V130H169ZM203 129V130H202ZM254 129L256 130L255 132H253L254 131ZM57 130H59V131H57ZM106 130H104L103 132H101V139L103 138V140H101L99 137L97 138V139H95L96 138V136H99V135H96V133H95V137L93 136V134H92V138H94L95 139V142L97 141H99V143H102V144H99L98 145V143H96L97 144V146H96V144H93V146H96V148L95 147H92V150H94L93 148H95L96 150L98 149V146L100 147V149L103 147L104 148V146H103V143L105 142V139H110V138H108V136H107V132H111L110 130L109 131H106ZM138 130H140V131H142V132H145V133H140V131H138ZM173 130V131H172ZM200 130V131H199ZM55 131V132H54ZM105 131H106V133H105ZM128 131H130V130H128ZM258 131V132H257ZM260 131H262V133L260 132ZM133 132V133H132ZM150 132V133H151ZM171 132H172V136L170 135L171 134ZM226 132V133H225ZM259 132H260V134L262 135H260L259 134ZM121 133V134H120ZM138 133V134H137ZM152 133H151V136H154V135H152ZM2 134V135H3ZM106 135V137L107 138H105L104 139V135ZM120 134V135H119ZM225 134V135H224ZM1 135V136H2ZM30 135V136H29ZM58 135V136H57ZM103 135V136H102ZM148 135H149V133H148ZM167 135H170V137L169 136H167ZM251 135V136H250ZM259 135V136H258ZM0 136V137H1ZM57 136V137H56ZM59 136V137H60ZM76 136V137H77ZM81 136V135H80ZM79 136V137H80ZM77 137V140H76V137L74 138V137H72L74 140H73V142L74 143H76V145H80V143L78 144V142H79V140L81 139V140H84L83 139V137ZM125 136H126V138H125ZM128 136V137H127ZM134 136H135V138H134ZM164 136H166V137H168V138H166V140H165V138H164ZM227 136V137H226ZM242 136V137H241ZM255 136L257 137V138H255ZM11 137V138H10ZM30 137V138H29ZM44 137H46V138H44ZM58 137V138H59ZM66 137V138H67ZM85 137V136H84ZM171 137H173V138H171ZM224 137H225V139H227V140H225L224 139ZM241 137V138H240ZM251 137H253V138H251ZM13 138H14V140H13ZM58 138H57V142L60 140V139H62V140H65L66 138L63 136V137H60L59 138V140H58ZM63 138H65V139H63ZM86 138V137H85ZM88 138V140H90V138L91 137H87ZM91 138V142L93 143L94 142V140ZM171 138V139H170ZM17 139V140H16ZM40 139V140H39ZM47 139V140H46ZM53 139V140H54ZM70 140H72L71 138H69ZM69 139H67V141H69ZM98 139H100V140H98ZM160 139V138H159ZM170 139V140H169ZM250 139V140H249ZM258 139V140H257ZM87 139H85V141H86ZM87 140V143H85V141H80L83 145H88V144H92L91 142H89ZM169 140V141H168ZM247 140H249V141H247ZM252 140V141H251ZM255 140V141H254ZM263 140V141H262ZM23 141H21V143L23 142ZM40 141V142H39ZM67 141H65V144L66 143H70V142H72V141H70V142H67ZM100 141H102V142H100ZM176 143H174L176 146L177 145H180L181 143L179 142H177L176 140H174ZM173 141V142H174ZM243 141V142H242ZM259 142L260 143V146H258L259 144H257V146H256V142ZM34 142V141H33ZM42 142V143H41ZM56 142V144H58V146H59V149L61 148L62 149V151H63V147H64V145L65 144H63L62 145V143H64V141L62 142L61 141V143H60V141L57 143ZM72 142V143H73ZM89 142V143H88ZM168 142V143H167ZM173 142L171 143L172 145H173ZM248 142L250 143V144H252L251 142H255L254 144H255V147H257L256 149H257V151H256V153H254L255 151L254 150H256V149H253V145H251V147H252V149H250V145L248 144ZM257 142V143H258ZM19 143V142H18ZM18 143H17V145H18ZM59 143H60V145H59ZM71 143V144H72ZM73 143V144H74ZM85 143V144H84ZM121 144H122V142H120ZM131 143H132V140H131ZM178 143V144H177ZM20 144V143H19ZM35 144H37L36 146H35ZM41 144V145H40ZM70 144V146L68 147V145H66L68 148H69V150L71 149V147H72V145ZM81 144V145H82ZM224 144V145H223ZM248 144V145H247ZM262 144V145H261ZM16 145V146H17ZM62 145V146H61ZM76 145H74L72 148L73 149H75L77 146ZM102 145V146H101ZM125 145H122V147L123 146H125ZM171 145V146H172ZM244 145V146H243ZM15 146V147H16ZM20 146V145H19ZM66 146L64 147V152H66V150L69 152V150L68 149H66ZM90 146V148H91V146L92 145H89ZM121 146V145H120ZM176 146H172L173 148H175ZM222 146H224V147H222ZM82 148L83 146H79L78 148ZM245 147H249V151L251 152V150L252 151H254L253 153L254 154H252V152L250 153V154H248V155H246L247 153H249V151H248V149L247 148H245ZM261 148V150L260 149H258V148ZM17 148V147H16ZM77 148V150H79V155L81 154V153H85V155L83 156V154H81L80 156H81V158L77 155V153L75 152V154L79 157V159H78V157L76 156L75 157V155H73V156H71V155H69L68 154V152H67V154L66 153H64V154H66V158H64L65 159V161L64 162H66V159L68 158V160L70 159V161H74L75 162V160L77 161V160H79V162L77 161V163H82V161H83V159L86 157V159H87V157L89 156H86V146L85 147H83L82 149H83V151L84 152H82V150H81V152H80V149H78ZM89 148V147H88ZM88 149V151L89 150H91V149ZM181 145H180V147H178L177 146V148H176V150L177 151H181L182 152V154H180L181 152H177V154L179 155H182L183 156V160H184V163L186 164V162L187 161H189V163L192 165V163L193 164H195V162H194V160L191 158H188L189 156H187L186 154H184L183 152V147L181 148ZM223 148V149H222ZM244 148H245V150H247L246 152H245V150H244ZM13 149H15V148H13ZM21 149H22V147H21ZM20 148L19 149H16V150H14V151H19V150H21ZM66 149V150H65ZM73 149H71V151L73 150ZM107 149V148H106ZM106 149H101V150H103V153H101V150L100 151H98L97 153H99L100 154V156L102 157V159L104 160V158H105V156H106ZM242 149V150H241ZM77 150H75V151H77ZM99 150V149H98ZM175 150V151H176ZM244 150V151H243ZM259 150L261 151V152H259ZM69 152V153H74V152ZM112 151H114L113 149H112ZM245 154V156H244V158L245 157H249V155L251 156V154H252V157H253V155L255 156V157H253V158H255L256 160H258V161H256V162H258L259 163V165H258V163L256 164V162L254 161L255 159H253V161L254 162H252L251 161V158L249 159V158H246L247 159V161H246V159L245 160H243L244 158L242 157L243 156V154H242V152ZM107 155H109V152L111 153V151L110 150H107ZM225 152V153H224ZM176 153V152H175ZM258 153H261V154H258ZM104 154V158H103V155ZM256 154V155H255ZM263 154V156L261 157V155ZM179 155V156H180ZM185 155L187 156V158L188 159H190L191 161L193 160V162H191L190 160H186L185 161ZM69 156H71L70 158H69ZM96 156H98V157H96L95 158V161L96 162H98V161H101L100 160V156L97 154ZM182 156H180V157H182ZM241 156V157H240ZM260 156V157H259ZM75 158V160H74V158ZM82 157H84L83 159H82ZM91 157H92V159H91ZM100 157V158H99ZM256 157H258V158H256ZM99 160H98V159ZM106 158H107V156H106ZM86 159H84V160H86ZM93 159H94V156L92 155H90V159H89V157H88V160L90 161L91 160V163H93V162H95V161H93ZM242 159V160H241ZM67 160V162H69ZM81 160V161H80ZM98 160V161H97ZM85 162L84 161V163H90V162ZM93 161V162H92ZM73 162V164H76V162L74 163ZM95 162V163H96ZM69 163H71V162H69ZM248 163V164H247ZM254 163H255V166L256 165H258L259 166V170H260V172H258V173H261V174H263V176H262V178H260V176H261V174H260V176H254L255 174H254V172L256 171V168H258V166H254ZM189 164V166H191ZM239 164V165H238ZM247 164V165H246ZM262 164V165H263ZM18 165H20V164H18ZM243 165H245V166H243ZM186 166H188V162H187V165ZM246 167V168H245ZM244 168V169H243ZM255 169V171L253 170V172L251 171L252 169ZM238 169H239V171H238ZM244 171H243V170ZM247 169L248 170H250V171H247ZM20 170V169H19ZM243 172H242V171ZM248 172H249V176H248ZM252 172V173H251ZM264 172V171H263ZM244 174V176H242V177H240V175H243ZM250 173L251 174H253L252 176H254V180L252 179V182H251V176H250ZM258 173H256V175H258ZM235 174H237L238 175V177H237V175H235ZM235 175V176H234ZM113 176V175H112ZM235 177V179H232V178H234ZM247 176V177H246ZM223 177H224V180H223ZM226 177H228V181H227V183L228 184H226V181H225V179L227 180V178ZM232 177V178H231ZM240 177V178H239ZM212 180H211V179ZM244 178V179H243ZM249 178V179H248ZM260 178V179H259ZM87 181H86V180ZM93 179H96V178H93ZM222 179V180H221ZM237 179V180H236ZM239 179V180H238ZM242 179V180H241ZM247 179H248V181H247ZM259 179V180H258ZM211 180V181H210ZM225 181V183H221V184H219L220 182L219 181ZM257 180V181H256ZM68 181H70V183L71 182H73V180L72 179H67L66 180V183H67V185L69 186V183H68ZM85 181H86V183H85ZM96 181V180H95ZM206 181V182H205ZM208 181H209V184H208ZM215 181H218L219 183H216ZM235 181V182H234ZM238 181V182H237ZM216 183V185H213L212 183ZM250 182H251V184H250ZM255 182H257V183H255ZM65 183V184H66ZM235 183V184H234ZM239 183H240V186H239ZM248 183V184H247ZM252 183H253V186H255V189H256V192L258 193H256L255 192V189H253L252 187L250 188L251 190H249V187H250V185H252ZM263 184H264V179H263V182H262ZM64 184V185H65ZM91 184V185H90ZM203 184H205L204 186H203ZM208 184V185H207ZM237 184H238V186H237ZM244 184H246L244 187H243V185ZM209 185H210V187H209ZM211 185L213 186L212 188H211ZM66 186V185H65ZM73 186H75V185H73ZM72 186V184H71V187H73ZM89 186H91V191L93 190V189H95V190H93L92 192L90 191V187ZM203 186V187H202ZM207 186V187H206ZM233 188H232V187ZM70 187V188H71ZM75 187V188H76ZM92 187H93V189H92ZM97 187H99V188H97ZM101 187H102V190L104 191V192H100V191H98L97 189H99V190H101ZM203 188V190H204V187H206L205 188V191L206 192H204L203 190H201L202 192H204V193H209V195H207V194H205V196H207V197H204L205 199H203V197L201 198L200 197V195L201 194H203L204 195V193H202L201 191H200V188ZM243 188V190L246 192V193H248V191H253V192H255L256 194L255 195H259L260 193H262L260 196H259V199H258V197L257 196H255L254 195V193L252 192L251 194L250 193H248V199L245 197V195L247 196V194L243 191V193H242V188ZM247 189H246V188ZM260 187V188H259ZM61 188H63V186H61ZM74 188V187H73ZM76 188V189H77ZM83 188V189H82ZM208 188V192H207V189ZM211 188V189H210ZM217 188V189H216ZM240 188V189H239ZM245 188V189H244ZM260 189V193H259V189ZM88 189H89V191H88ZM105 189V190H104ZM211 191H210V190ZM212 189H213V191H212ZM253 189V190H252ZM78 190V189H77ZM84 190V191H85ZM106 190H108V191H106ZM240 190V191H239ZM128 191V192H127ZM262 191V192H261ZM99 192H100V194H99ZM117 192H119V194L117 193ZM124 192H125V194H127V195H125L124 194ZM127 192V193H126ZM131 193V195H130V193ZM195 192V193H194ZM201 192V194H199ZM240 192V193H239ZM89 193V194H90ZM113 193V194H112ZM128 193H129V195L131 196H129L128 195ZM230 193V194H229ZM236 193H237V196H236ZM102 194V195H101ZM104 194V195H103ZM110 194V195H109ZM116 196H115V195ZM117 194H118V196H117ZM197 194V195H196ZM217 194H219V195H217ZM245 194V195H244ZM46 195V194H45ZM45 195H43L45 198H46V196ZM76 195V194H75ZM75 195H73V197L75 196ZM97 195H100V196H103V197H100V196H97ZM113 195L115 196L114 198H117L116 200H114V198H113ZM199 195V196H198ZM255 196L257 199H258V201L260 202H255L254 200H257L255 197L253 198V197H251V196ZM193 198H192V197ZM195 196H198V197H195ZM208 196H209V198H208ZM215 196V197H214ZM242 196H244V197H242ZM44 197H42L43 199H44ZM65 197H67V196H65ZM83 199H85V200H82L81 201V199L82 198ZM104 197H107V199L106 198H104ZM128 197H130V199L128 198ZM253 198L252 200H253V204H252V201H251V198ZM41 198V199H42ZM68 198V197H67ZM108 198H109V200H110V205H108V202H109V200H108ZM111 198V199H110ZM123 198V197H122ZM213 198V199H212ZM244 198H246L248 201H251L250 202V204L251 205H254V206H252V207H250V208H252V210H251V212H249V207L248 206H250V204L248 203V201H247V203H245V204H247L246 206H244L243 208H245V207H247L249 210L248 211H246L247 209L245 208L244 210L246 211V212H249L248 214H246V212L244 211V210H242V206L243 205H245L244 204V202H246L245 200H242V199H244ZM262 200H261V199ZM43 199H42V201H43ZM66 199V198H65ZM91 199H93V198H91ZM106 200V201H108V202H106V201H103V200ZM121 201H120V200ZM200 199H201V201H200ZM202 199L203 200H205V202L206 203H203L204 201H202ZM207 199V200H206ZM208 199L210 200V202L208 201ZM91 202H89V201ZM102 200V201H101ZM113 202H112V201ZM239 200L240 201H244V202H239ZM45 201V200H44ZM71 201H72V203H71ZM88 201V202H87ZM116 201L118 202L117 204H116ZM157 203V204H155V202ZM185 201V200H184ZM184 201H182V203L184 202ZM214 201V202H213ZM222 201V202H221ZM71 203V205H70V203L68 204V205H70L69 206V211L67 210L68 208H66V207H68V205L66 204V203ZM103 202V203H102ZM107 203L106 205H105V203ZM111 202H112V204H111ZM115 202V204H113ZM119 202L121 203V202H123V204H124V206L126 205V207L128 208V210H129V214H131V217H132V214H134L133 215V219H132V225H131V222H130V216H129V214H127L126 212H128L127 211V209L125 210V208L123 209L122 207H124V206H122V205H119ZM154 204H153V203ZM215 202H216V204H217V206L215 205ZM218 202H220V203H218ZM75 204V205H78V204ZM102 205H101V204ZM126 203V204H125ZM195 203V204H196ZM203 203V204H202ZM209 203V204H208ZM237 203V205H238V203H241V205L239 204V206H241V207H238L237 205H235ZM73 204V205H72ZM131 204V206L132 207H134V208H130V205ZM153 204V205H152ZM210 204H212V205H214L215 206V210L212 208V205L210 206ZM88 205H91V206H88ZM94 205V204H93ZM111 206V205H114L113 207H112V209H110L111 207H108L107 206V208L108 209H105V211L106 212H109V211H111V213L109 212V217L111 218V217H113V216H115V212H116V214H117V212H119V211H121V210H125V212H124V215L126 216V219L129 221V227L128 226H125V225H128V222H127V220H125V218L124 219H120V215L121 214H123V213H118L117 214V217L119 218H117L118 219V221H117V219L115 218V222L117 221L118 222V224H117V222L115 223V224H117V225H119V221L120 220H123V224L122 223H120V226H117L116 225V228H114L115 229V231H113V227L115 226V225H110V224H113V222H114V217H113V219L111 218V223H110V219L108 220V213H106L105 211H104V209H102L103 210V212H105L106 214V218L105 217H102V214H104V213H102L101 211V206ZM115 205H118V206H115ZM223 205V206H222ZM46 203H45V205H44V208H46ZM86 206H88L87 208L89 209V211H87L88 209L86 208ZM97 206H100L101 208L98 210V208L96 209V207ZM121 206V209H118L119 207ZM192 207V205H189V207ZM198 206H196V205H194L193 207H198ZM232 206V207H231ZM78 207H81V206H78ZM118 207V208H117ZM153 207V208H154ZM235 207H236V209L237 210H234V211H232L233 210V208L235 209ZM238 207V208H237ZM256 208L255 210H253V208ZM72 208V209H71ZM92 208V212H94V213H92L93 215L94 214H97L98 215V212H100L99 214L100 215H98V216H100L99 217V219L101 218L102 220H105V221H103V223L105 222L106 223V226H105V223H104V225H103V223H102V221H101V219H100V223L101 224H98V228H100V226L99 225H101V227L103 228H100V229H102L103 231H105V229H104V227H106V231L108 232V231H111L110 229H109V226L110 227H112V233H110V232H108V233H106V232H104V234L103 233H101L100 232V229L98 230L97 228V230L96 229H94L93 230V228H95V227H97V226H95V225H97V223H99V220H97V218L98 217H96V215H94L95 216V218L93 219V216H91V218H89L90 217V209ZM105 208V207H104ZM118 209V210H114V209ZM137 209V211H136V209ZM152 210H151V209ZM156 208V207H155ZM175 208H177V207H175ZM239 208H241L240 210H239ZM87 209V210H86ZM134 209H135V211H134ZM141 210V211H139V210ZM151 210L152 212H153V214H152V212L151 211H147V210ZM212 209H213V211H212ZM260 209V210H259ZM61 210V209H60ZM72 210H74L73 212H72ZM82 210V211H81ZM101 210V211H100ZM109 210V211H108ZM115 212H114V211ZM182 210V211H181ZM205 210V211H204ZM79 211V212H78ZM85 212V214L86 215H83L84 214V212ZM112 211L114 212V215L112 214ZM238 211L240 212V213H242V211H244V213L246 214H244V213H242V214H240V213H238ZM81 212H83L82 213V215H80L81 214ZM87 212V213H86ZM97 212V213H96ZM131 212V213H130ZM185 212V211H184ZM233 212H236V213H238L240 216H238V215H236L235 214V216H237V217H235V216H233L234 214H233ZM74 213V214H73ZM126 213V214H125ZM140 213V214H139ZM251 213V214H250ZM87 214H89V217L87 216ZM111 214H112V216H111ZM139 214V215H138ZM142 214V215H141ZM144 214V215H143ZM151 215V217H150V215ZM183 214V213H182ZM62 215H63V217H62ZM71 215V214H70ZM77 215V214H76ZM104 215V216H105ZM119 215V216H118ZM128 215V216H127ZM136 215H138L137 217H136ZM199 215V216H198ZM210 215V216H211ZM248 215V216H247ZM79 216H81L80 217V219H79ZM122 216L123 215H121V218H122ZM125 216H123V217H125ZM142 217L140 220L139 219H137L138 217ZM168 216V215H167ZM179 216V217H178ZM193 216V217H194ZM225 216H227V217H225ZM231 216V217H230ZM52 217V218H51ZM116 217V216H115ZM128 217V218H127ZM130 217V218H129ZM139 217V218H140ZM192 217V218H193ZM195 217L193 218V219H190V221L191 220H193V222H194V220H196L195 219ZM218 217V216H217ZM228 217H230L229 219H228ZM250 217V218H249ZM59 218H60V220H59ZM104 218V219H103ZM134 218H136V221H135V219ZM158 218V219H157ZM162 218V219H161ZM164 218V219H163ZM217 220V222L219 223L218 224V226L219 225H221L222 226V224L224 223H229L228 225H232V227L230 228L231 229V231L230 230H228L229 229V226H228V228L226 227V224H225V228H223V226H224V224H223V226L221 227V226H219V227H221V228H223L224 230H225V232H224V230H222L221 228L219 229V227L217 228V229H219V230H217V232L218 231H221L222 230V234H224V233H226V232H228V231H230V232H228L227 234H224L225 236H227V237H229V238H227V237H224V235H222L221 234V232H219V234H217L215 231H216V228L215 227H217V226H215L217 223H215L216 221H215V219ZM239 220H238V219ZM245 218H246V220H245ZM255 218V219H254ZM263 218V219H262ZM53 219V220H52ZM58 219V220H57ZM142 219V220H143ZM146 219H147V221H149L148 223H146L147 221H146ZM155 219H157V221L155 220ZM162 220V221H164V222H167L166 224H163L164 222H162V221H160V220ZM169 219V220H168ZM237 221H236V220ZM248 219V220H247ZM260 219V220H259ZM112 220H113V222H112ZM124 220H125V222H124ZM198 220H196V221H198ZM214 220V227L213 228H215V229H213L212 227V229L211 230H207V226H209V224H211V222ZM235 220V221H234ZM245 220V221H244ZM250 220V221H249ZM257 220V221H256ZM57 221V222H56ZM61 221V222H63V223H60V224H63L62 225V227L64 228V230H66V232L68 233V234H66V232L65 231H63V228H61V225L59 224V222ZM77 221H80V223H78ZM91 221H94V223H96L95 225H93V223H91ZM96 221V222H95ZM168 221L170 222V224H168ZM219 221H221V222H219ZM246 221H247V223H246ZM55 222H56V224L58 225H60V227L59 226H56V224H55ZM77 222V223H76ZM82 222V223H83ZM107 222H108V225H107ZM127 222V223H126ZM133 222H135V223H133ZM160 223L161 222V224H158V223ZM193 222L191 221L190 223H192L191 225H195L197 222H194V224H193ZM205 222V223H204ZM66 223H71L70 225H74V227L73 226H70V225H68V227H66L67 225H66ZM84 223V224H85ZM126 223V224H125ZM139 223V222H138ZM154 223V224H153ZM220 223H222V224H220ZM231 223H232V221H231ZM54 224H55V227H54ZM84 224H82V225H84ZM134 224V225H133ZM156 224V225H155ZM163 224V225H162ZM168 224V225H167ZM242 224V225H241ZM247 224V225H246ZM253 224V225H252ZM65 225V226H64ZM94 227H93V226ZM137 225V226H138ZM153 225H155L156 227H154ZM157 225H158V227H157ZM160 225V226H159ZM164 225H167L166 227L164 226ZM173 225V226H172ZM202 225H205V226H202ZM88 226L90 227L91 226V228H90V230H88L89 228H88ZM122 226V227H123ZM169 226H172V228L171 227H169ZM154 227V229L152 230V229H150V230H152V231H149L147 228H153ZM161 227V228H160ZM162 227H163V229H162ZM191 227V228H190ZM233 227H234V229L235 230H233ZM236 227V228H235ZM239 227V228H238ZM241 227V228H240ZM73 228V229H72ZM158 228V229H157ZM165 228V229H164ZM166 228H171L170 230L172 231V233H170L171 231L169 230H167V233L170 235V234H176V232L177 231H179V232H181V233H178L179 235L177 236V235H174L176 238H178L179 237V239H177L176 241H177V243H178V241L179 240H181L182 239V241H180L177 245H171V246H165V245H162V243H164V236L167 234L166 233ZM174 228V229H173ZM238 228V229H237ZM60 229L62 230V231H60ZM67 229H69L68 231H67ZM78 229V228H77ZM80 229L78 230V231H80ZM108 229V230H107ZM157 229V230H156ZM160 229H162L163 231L165 230V233H164V235H163V233H162V235H163V239L161 238V239H159L160 241L161 240H164V241H162L161 242V244H160V242H159V240H158V242H157V244L159 245L160 244V246H157V247H166V249H168L169 247L171 248H169L168 250H165V248H164V251H163V247H162V251L163 252H161L160 253V251H158L157 252V250L159 249H157V247H156V245L157 244H155V243H153L154 241H156L157 239V237H155V236H157V234H154L155 232H157L158 230V234L161 236V233L160 232H162V231H160ZM176 229H179V230H177L176 231ZM204 229V230H203ZM251 229V230H250ZM92 230H93V234L96 232H98L99 231V233L97 234V235H95L94 234V236L96 237V236H98V237H100V238H98V237H92L91 236V234H86V236L88 237V235L90 236L89 238H90V240L89 239H86L87 237L85 236L84 237V235H85V233H88L89 231H91L92 232ZM203 230V231H202ZM214 230V231H213ZM228 230V231H227ZM233 230V231H232ZM240 230V231H239ZM242 230V231H241ZM88 231V232H87ZM102 231V232H103ZM131 231H133V230H131ZM153 232V234L155 235V236H153V234L151 233V234H148V232ZM213 231V232H212ZM236 231L238 232V233H236ZM191 232V233H190ZM193 232V233H192ZM200 232V233H199ZM262 232V233H261ZM108 234L107 236H106V234ZM213 233H215L216 235L215 236H217V237H215L214 236V234ZM233 235H232V234ZM66 234V235H65ZM82 234V235H81ZM102 234V236H100ZM139 234L137 233V236H138V239L140 238V239H143V242L145 241L144 240V238H142L143 236H142V234H140L141 235V237L139 236ZM146 234L147 235H149L148 237L146 236ZM231 234V236H233V238L231 237V236H229ZM235 234H237V236L235 235ZM78 236V239H75L76 238V236ZM113 235V234H112ZM150 235H152L154 238H155V240H153L152 239V237L150 236ZM169 235H166V237H168ZM221 235V236H220ZM241 235V236H240ZM254 235V236H253ZM75 236V237H74ZM81 236V237H80ZM84 237V239H83V241L84 240H86L85 241V243L86 244H88V242L90 243V246H96V250H95V248L94 247H90L89 246V244H88V246L85 244V243H81V241L80 240H82L81 238H83ZM106 236V237H105ZM159 236V237H160ZM209 236V237H208ZM219 236V237H218ZM236 236V237H235ZM74 237V238H73ZM79 237H80V240H79ZM91 237L93 238V240H91ZM147 237V238H146ZM151 237V238H150ZM158 237V238H159ZM166 237H165V239H166ZM182 237V238H181ZM195 237V238H194ZM214 237V238H213ZM222 237V238H221ZM255 237V238H254ZM261 237V238H260ZM73 240H72V239ZM102 238L100 239V240H102ZM224 238V239H223ZM228 240V241H230L229 239H231V240H233L234 239V241L233 242H226L225 243V241H226V239ZM68 239H66V241L68 240ZM139 239V240H140ZM151 239V240H150ZM215 239H220V240H218V242L220 243L221 242V240H224V241H222L223 242V244H221V247H220V244L218 245L217 243V240H215ZM261 239V240H260ZM76 240H79V242L78 241H76ZM197 240V241H196ZM199 240V241H198ZM91 241V242H90ZM93 241H95L94 242V244H91ZM184 241V242H183ZM261 241H263V242H261ZM134 242V241H133ZM137 242V241H136ZM214 242L217 244V246L214 244ZM75 243V244H76ZM135 243V242H134ZM146 243V244H147ZM224 243H225V245H224ZM76 244V245H77ZM81 244V245H80ZM85 244V245H84ZM96 244V245H95ZM142 245H141V247H142ZM162 245V246H161ZM198 245V246H197ZM222 245H224L223 247H222ZM228 245V246H227ZM243 245V246H242ZM75 246V245H74ZM177 246L180 248V250H178L177 249ZM181 246V247H180ZM197 246V247H196ZM69 248L70 247H72V248H74L73 247V245L71 246H68ZM87 247V248H86ZM89 247V248H88ZM139 248L138 247V250L140 249V251H141V249L144 251V249H145V247L143 248ZM173 247V248H172ZM205 247V248H204ZM216 247H218V248H216ZM225 247V248H224ZM227 247H228V250L231 248V250H232V252H227ZM233 247V248H232ZM247 247V248H246ZM80 248V249H81ZM93 248V249H92ZM154 248H156L155 250H154ZM175 248V249H174ZM199 248V249H198ZM219 248H220V250L221 249H224V250H221V251H224V252H226V253H230V254H235V255H227V256H225L224 254H223V252L221 253V251H219ZM245 248V249H244ZM92 249V250H91ZM100 249V250H99ZM173 249V250H172ZM182 249V250H181ZM194 249V250H193ZM198 249V250H197ZM212 249V250H211ZM71 252H72V250H71V248L69 249ZM90 250V251H89ZM137 250V251H138ZM152 250H153V252H152ZM159 250H161V248L159 249ZM178 250L179 251V255H177V252L176 251ZM191 250V251H190ZM195 250H197V251H195ZM231 250H229V251H231ZM92 251H94V253H92ZM144 251V252H145ZM154 251L156 252V253H154ZM166 251V252H165ZM175 251L176 252V255H175V253H173V252ZM188 251V252H187ZM190 251V252H189ZM202 251V252H201ZM204 251V252H203ZM233 251L235 252V253H233ZM142 252V251H141ZM143 252V253H144ZM165 252V253H164ZM171 252V254L173 255V256H171L169 253ZM187 252V253H186ZM192 252V253H191ZM242 252V253H241ZM262 252V253H261ZM72 253H74V251L72 252ZM157 254L156 255V258H155V255H153V257H152V254ZM167 254V255H162V257H167L166 259H164L163 260V258L162 257H160L161 256V254ZM93 254V255H92ZM142 254V253H141ZM146 254V253H145ZM145 254H144V256H143V254H142V256L141 257H146L145 256ZM184 254V255H183ZM186 254H189V255H186ZM195 255V256H193V255ZM224 256V257H230L229 259H227V260H225V258H222L221 256L222 255ZM75 255V254H74ZM92 255V256H91ZM149 255H151L150 257H149ZM186 255V256H185ZM200 255V256H199ZM101 256V257H100ZM102 256H103V258H102ZM105 256V257H104ZM147 257L145 258L146 260H147ZM152 257V258H151ZM157 257H160L159 259L160 260H158V258ZM178 257H180V258H178ZM186 257V258H185ZM196 257H200V258H196ZM207 257V258H206ZM93 258V257H92ZM99 258H101V259H99ZM154 258V260H152ZM183 258V259H182ZM221 258H222V260H221ZM104 259V260H103ZM142 259V258H141ZM199 259V260H198ZM201 259H203V260H201ZM98 260H97V262L96 263H98ZM101 260H103V261H101ZM150 260H152V262L150 263ZM156 260V261H155ZM163 260V261H162ZM169 260H168V262H169ZM173 260V259H172ZM171 260V261H172ZM177 260L179 261V262H177ZM192 260V261H191ZM225 260V261H224ZM94 261V262H95ZM105 261V262H104ZM143 261H145L144 259H143ZM169 262V264H174L175 263V261H172V262ZM222 261H224V262H222ZM168 262L166 263V264H168ZM213 262V263H212ZM222 262V263H221ZM255 262V263H254ZM148 264V263H147Z\"/></svg>",
	"mask_w": 264,
	"mask_h": 264
},
{
	"label": "water",
	"instance_id": "3",
	"mask_svg": "<svg viewBox=\"0 0 264 264\" xmlns=\"http://www.w3.org/2000/svg\"><path fill=\"white\" fill-rule=\"evenodd\" d=\"M91 1H92V0H87V3H88V2H91ZM84 51H85V49L82 50V51L79 53V55H80V56H83ZM65 56H66V55H65ZM77 56H78V54H74L73 57H77ZM219 184H221V183H219ZM263 202H264V200H263L261 203H263ZM261 203H260V204H261ZM250 214H251V213H250ZM248 215H249V214H248ZM248 215H247V216H248ZM245 220H246V218H245ZM245 220H244V221H245Z\"/></svg>",
	"mask_w": 264,
	"mask_h": 264
}]
</instances>
